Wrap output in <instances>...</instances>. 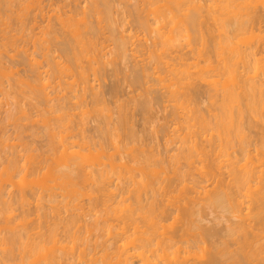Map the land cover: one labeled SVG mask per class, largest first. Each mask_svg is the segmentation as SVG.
I'll use <instances>...</instances> for the list:
<instances>
[{
  "label": "rangeland",
  "instance_id": "374dc122",
  "mask_svg": "<svg viewBox=\"0 0 264 264\" xmlns=\"http://www.w3.org/2000/svg\"><path fill=\"white\" fill-rule=\"evenodd\" d=\"M3 1V0H2ZM2 1L0 0V5H1V10H0V22H1V17L4 15L5 16V14H6V16L4 17V18H6L5 20H4V18H3V20L4 21H6V23L2 20V23H0V33H2L1 35H0V67H2V69H0L1 70V72H0V84H1V88H0V143L1 144H3L2 142H4L5 141V143L3 144V145H0V173L2 174L3 172V175L6 173V171L8 170V169H6L7 167H10V165H11V163H10V161H12L11 160V158L12 157H16L15 155H16V153L18 152V154H17V157L19 158V160H20V162H21V160H22V162L23 161H25L28 157H26V156H30L32 159H31V161L32 162H30V160H26L25 162H21V163H17L18 164V170H17V172H18V176H15L16 178H14L15 180H13V181H16V179H17V181L15 182V183H24V184H22L21 183V185H20V187H19V185L18 184H16V185H18V187L22 190H20L17 186H14V182L12 183V182H9L8 181V179L7 180H5V179H3L4 180V182H2L1 180H0V182H2V183H4L5 184V182H6V186L9 188V189H6V187H4V186H2V184H0V188L1 187H4V189H2V191L3 190H5L6 189V193L4 192V195H2V191H1V193H0V195H2V196H0V197H2L3 199H5V200H3L2 198H0V256H1V254L3 253L4 255L8 252H6L5 251V253L4 252H2V250L4 251V249H9L10 251H12V252H10L11 254H12V256L14 257V253L16 254V258H14V261H13V259H10L9 258V256H10V254H8V255H6L5 257L7 258H9L11 261H10V263L11 264H19L20 262H21V260L23 259L21 256L23 255H25L26 256V254L28 255V256H26V258L24 259V261L26 262H24V261H22V262H24L25 264H32V262H34V261H36L35 263H33V264H46L47 262L46 261H48L47 259L45 260L44 258H43V256L45 257H48L49 256V258L51 257V256H53V255H55L54 253H56V255H58V254H61V252H62V250H65V251H63V253H67L66 255L67 256H74L75 254H78L79 253V250L80 249H82V248H80V249H76V251H75V248H76V246H77V248H79V247H82V246H80V245H77V244H75L74 242H71V239H69V237H68V239L66 238V239H64L63 241H64V244H63V242L61 241V243H60V241L58 242V240H57V245H58V243H59V249H55L54 247H53V245H56V244H54V239H52V242L51 241H48V240H51L50 238H52L51 237V232L50 231H52V227H53V225L51 226V224H53V222H56V221H60V216L63 214V215H65V217H67L68 218V216H70L69 218H71L72 216H74L73 215V210L72 211H70L69 212V210L67 209V207L69 208V206H67L66 204H68L69 205V203H74V201H76L78 204H73V207H70V208H76L75 207V205H77L80 209L79 210H77L78 209V207H77V209H75L74 210V214L76 213H78V215H76L75 214V216L74 217H78V216H80V218H82L83 220H81V221H83V222H85V223H92L93 222V220L94 219H96V216L98 217V221L100 220V218L101 217H99V212L101 213L100 214V216L102 215V220H100L101 222H104L103 220H104V217L105 216H107L106 214H107V212H106V206L105 205H103V204H105L104 202H103V199H106V198H108V197H106L105 198V193L103 194V192H101L100 191V193H102L103 195H105V196H102L101 194L99 195V192L97 193V191H95V194H93V198H91L90 196H86V197H79L78 199H77V196L75 195H73V194H71V192L72 191H70V189L71 188H69L68 190L67 189H64V188H66V186H68V184H65L66 182L68 183V180L65 182V181H63V180H61V179H57L56 177H51V176H54L52 173H49L52 169L54 170V169H56V168H61L60 167V165H62L63 166V164H64V162H65V158H70V157H63L64 158V162H61L60 163V165L56 162V161H58V158H59V156H60V152H62V150L64 149H62L60 146H62L61 145V143L59 144V138L58 137H56V136H59L60 138H61V134H62V132L61 131H59V130H57L58 128H57V126H55V128H56V130H55V128H54V125H57V123H58V120L56 121L55 120V118H56V116H58V117H60L58 114H62V115H64V113H57L56 114V116H55V108H57L58 109V111L59 110H61L62 109V111H63V107L65 106L66 108H67V110H68V112L69 113H67V114H69L68 116L69 117H71V121H72V123H73V121H75L74 123L75 124H72V125H74L73 126V128L71 129V131H72V133L73 134H70V133H66V135L65 134H63V135H65V143H66V140H68V143L70 142L69 140H70V136L72 135V137L71 138H73V135H74V138H75V136L77 137V136H79V134L81 133L82 134V130H80V131H82V132H80V133H78V131H79V129H77V130H75L76 128H77V124L78 123H80V125H81V123H86L85 125H81V127H80V125H79V128L81 129H83V130H85V136H87L88 135V137H91V134H92V132L91 131H93V129H94V127H95V125H97V122H98V125L100 124V126H98V127H101L102 129L104 128V130H105V132H107V130L108 129H106L107 127L109 128L111 125H113L114 123V125L115 126H113V127H110V128H116V126H117V123L120 121V123H122V121H124L125 122V116L127 115V114H129V118H127V116H126V118H127V120L129 119V121H128V123H126V124H124V126L127 128L126 130H125V128H123L121 125L122 124H120V126L122 127H120L121 128V131H119V132H117L116 133V131H114L115 133H112V137L114 138L115 136L114 135H117L116 137L117 138H114V140H115V143L117 142V140H118V143H119V145L118 146H120V147H123L124 145H126V144H124V145H121V144H123V143H125L126 141V143H127V147L131 144H135V146L134 145H132V152H130V146H129V148L127 149L125 146V148L123 149H121L120 151V156L122 155L121 153H124V152H126L125 153V155L123 154V156H122V158H124V161H128L129 163H130V166L131 165H133V166H137V168L135 169V170H131L132 172H131V174H130V172L128 173V176H130V175H132V176H130V178H129V182L127 181V183H128V185H129V183H130V187H128V185H127V183L125 182V184H124V182L122 181L123 179H118V177H117V175H112V179L114 180L113 181V185H114V189H113V187H112V189L113 190H115V193L117 192V191H119V193L118 194H116L114 197H113V200H111V202H110V204L111 203H115V204H117V205H120L119 203H121V206H120V208L122 209L123 207H125L124 205H129V202L130 201H133L134 202V200L135 199H133L132 197H134L135 198V196H131L132 195V192H125L126 191V186H127V188H129V189H131V188H134L133 186L135 185V186H137L138 187V185H140L139 183H135V181L137 182L138 180H139V182L142 180V178H146L147 177V175H145V174H148V176H150L149 175V173H145L144 172V170L147 168V165H149L150 166V168H154V167H156V169L155 170H158V168L157 167H159L158 165H153V164H156L155 162L156 161H158L157 159H161L162 160V164L158 161L157 163H160V167H161V165H163V164H165L166 162H167V164H166V166H164L163 165V168L161 167V169H163V171L165 172V173H162L163 171H161V170H158V171H160L159 173H160V178L162 179H160V181H162V182H157V180H158V176H157V179H156V184L158 185H156V186H154L155 188H157L158 189V187H159V189L157 190V191H155L156 193H157V195L155 194V197H153V198H155L156 200H157V203L158 204H160L161 203V205L162 204H166L165 206L164 205H162V206H164V207H166V208H168V210H169V207H170V209H172L173 208V213L171 214L169 211H171V210H169L168 212L170 213L169 215H170V217H167L166 219L168 220H165L164 221V218L162 219L161 217H157L158 218V220L160 221V223L161 224H159V226L157 227V226H155V228H154V226H153V228L152 229H149V225H153V224H157V223H159V221H157V218L155 219V217H153L152 219H150V218H148L149 220H148V222H147V220L145 221V219H144V224L146 225H144L143 224V222L141 221V223L139 222V220H141V217H140V219L137 217V218H135L134 220L136 221V222H131L130 221V223H133V225L131 224L130 225V223H128L129 221H127V223H126V221H124V223H123V221L121 222L120 220H121V218H119V217H121L122 215L124 216L123 218L125 219L126 217L125 216H127V214H128V212L127 211H125V209L123 208L122 209V211L123 212H125V215H124V213H122V211L120 212V211H116L117 213H111L112 211H110V214L111 215H109V219L108 220H110L109 221V223L111 222V220H114V221H112L111 222V224H110V226L111 225H116V226H111L112 228L114 227L115 229H119V230H117V231H119V233L118 232H116L115 231V229L113 228H111L110 226H108L107 225V227H110L111 229H112V231L113 232H111V231H109V229L107 230L108 231V234H107V231L105 232L107 235H104L105 233H104V231H101V233H100V231H96V233H98L96 236L97 237H95L94 236V238H93V240H98L99 241V243H100V241H101V244H104V243H108L109 242V244H113L110 248H108V252L110 253L108 256H110L109 258L110 259H113V258H116V260L118 259L117 257H115V256H117V254L119 253V251H121L120 249H124V248H126V249H129V250H132V248H135L134 246H136V244H134V240L133 239H135V238H137V237H139V232H143L144 231V229H145V231H147L148 229L149 230H157V228H159V231L158 232H160L161 234H164V231H163V229L164 230H168L169 231V234H168V231H167V233H165L166 235L168 234V235H171L170 234V231H175L174 233L176 234L177 232V236H178V238H179V234H184V233H186V235L184 234L183 236H184V238L183 239H185V237H189L188 239H192L191 240V242L190 243H192V244H198L197 246L198 247H196V249H195V251H197L198 249H199V251H198V253H197V255L198 256H200V254H201V256H203L204 254L203 253H207L206 252V250H205V252L203 251V248L205 249V246H206V248H208L209 249V246L212 248V245L213 244H215V243H218L220 240L219 239H221L222 240V238L221 237H223L222 235V233L224 232H226L227 233V229H229V227L231 226V225H233L234 223H232V222H237L238 221V219H239V216H238V219L237 218H235L237 215L236 214H238V213H234V210H232L233 208H232V206H231V204L228 202V203H226V202H224L225 203V205H224V207L223 206H220V208H219V206L218 205H213L210 201H211V199L209 198L211 195H210V193H209V191H207V190H209V189H211L212 188V184H209L208 182V184L211 186H209L207 183V185L206 184H204V183H202V184H200V177L198 178L199 179V181H197V182H199V183H197V187H194V189H195V191H194V189L193 188H190L191 186L193 187L194 185H195V183H194V181H193V184H192V182H191V180H189V179H192V180H195L196 181V179L195 178H193V177H191V178H189V176L187 177V176H185V174H184V179H183V181H181L180 180V182H182L183 184L184 183H188V180H189V182L191 183H188L189 184V187L187 186V191L188 190H193V192H191V191H188L187 193H186V188H185V192H183V188H181L183 185H181V183L180 182H178L179 180L178 179H176V180H174L173 179V181H171L172 179H170V178H176L177 176L175 175V173H174V171L173 170H176V169H178L179 168V166H180V169L182 170V171H184V170H186V166H188L187 164L188 163H186V162H184L185 160H180L179 161V163H176V162H178L177 161V159H176V161H174L175 160V158H176V155H175V153L177 154V155H179V152H180V149L182 150L183 148H181L180 146H182L183 147V143L182 142H184V145H185V143H186V145H187V143H189L190 141V139L191 140H193L194 142L196 141V139H197V134L196 135H194L193 134V132L195 133V131L197 132V130L198 129H200L197 125H198V123L196 124V125H193V124H195L196 122H195V120L194 121H192V120H190V121H187V120H189V118H190V116H193L194 114L196 115V114H202V115H204L205 117H208V119L211 117V119H213L212 118V116L214 117L215 116V114H217V116H219L218 115V113L220 114V115H224V114H221V106L219 105L218 107H219V109H218V107L216 106V105H218V102H221V104H222V98H223V95L224 94H222L223 93V83H224V79L225 78H223V76H220V77H217L216 79L219 81V78H220V81L218 82V83H216L215 85L213 84V83H209L208 84V81L206 82L205 81V85H204V81L203 80H201L200 81V79H197L198 78V74L195 72V68L194 69H190V71H188V72H190L191 74H189L188 73V76H186L185 78H187L188 79V82H189V78H190V84H187L188 82H186V84H184V85H182V88H183V90H184V88L186 89V90H182L183 92H184V94H182V91L180 92V94H182V95H180V100H181V102H185V100H186V103L181 107V105H177V102L175 101V99H173V97L171 96V93H170V84H169V87H166V84L168 83V82H171V81H169V79H168V81L167 82H165V81H161L160 80V78H159V80H160V82H156L157 80V78L158 77H163V72H165L166 71V75H167V78H168V76L170 75V73L172 74V72H171V69L170 68H168V69H166L165 68V66L166 65H164V67L163 66H161V65H163V63H162V61H166L167 59V61H169V63L171 64V62H173L174 63V66H176V64L179 66V67H181V65H179L180 64V62H179V60H181V63H185L186 65H185V68L187 69V66H190V68H191V66L193 67V65H194V63H190V62H197V60L199 61V62H201L200 63V65L201 66H203L202 64H203V60L204 59H201V57H202V55L200 56V52H203V50L204 49H206V52H207V47H208V45L210 44V42H211V48L213 49V52H212V54L213 55H215V57L214 56H212V54H210L211 52H209V50L210 49H208V52L209 53H207L208 54V56H210V59H212L213 58V60L215 59L216 60V58H217V61H216V63H215V65L218 63V60L220 59V56L221 57H224L225 56V54L223 55V51H221L220 50V52H222L221 54L218 52V50H219V48H218V45H216V42H218L219 41V39H218V37H215V36H219V38L221 39V37H220V32H219V30L218 29H215V28H217L216 26H215V30L214 31H212V29H211V27L209 28V26H211L215 21L214 20H211L210 19V17H209V14H208V10H209V8H208V10H207V6L209 5V3H211L210 1H209V3H208V0H206V2H200V4L202 3L204 6H206L205 4L207 3V6H206V8L203 6V7H201V10H200V13H201V11H202V15L201 14H199V16L201 15L202 16V21H200L201 19L200 18H198V21H199V24H200V22L202 23L203 21V23H205V24H202V25H206V23H207V26L205 27V28H207V29H205V28H203V29H205V31H203V32H206L205 34L207 35L206 36V39L203 37V38H200V39H203V41H205V42H203L202 41V43H206V42H208L207 44H206V46H205V44H198V39H197V41H195L196 42V45H197V47H198V51H197V49H196V47L194 48V46H196L194 43H192L193 45L192 46H190V43L188 42L189 40H186V39H188V38H186L185 39V36L183 35V38H182V33L180 34L181 36H179V34L177 33V35H178V38L179 39H181V40H177L176 39V37H175V39H176V41L177 42H175V43H178V41H179V44L178 45H180L179 47H178V45H177V47L179 48L178 49V51H177V57H178V55L180 54V59H178L177 57H176V53H174L173 54V51L171 52V55H172V57H171V55H170V59L167 57V55L168 54H170V52H168V54L166 53V55H165V53L164 54H162V57H161V60H160V62H156V61H154V57H156L157 58V56H155V53L157 52L156 50H158L159 49V47L158 46H160V48L162 47V45L164 44V40H165V37L163 38L162 37V39H164V40H161V39H158L157 38V34H155V32H149V29H147V32L148 33H146V30L144 29L145 28V26L143 27L141 24H142V22L144 23V22H147V21H149V22H147V24L148 23H150V25H154V26H150V28L152 29V31L154 30V29H156L158 26V22L156 23V21L157 20H154V19H156V17H155V15H154V13L152 14V12L149 14V13H147V11L149 12V10H148V8H149V4L148 5H146L147 3H144L143 4V2H139L138 0H124V2H123V0H114V1H112L113 3H111L112 4V8H111V14H110V17H108L109 18V20H108V18H107V21H110V22H107V23H104L105 22V20H103V18H105V17H101V21H99V18L97 17V16H95V17H90V18H92L91 19V21L93 22V21H95V22H93V24H95V25H97L96 27H99V29H96V32H97V30H99V34H98V36H96V38L95 39H98V43H99V46H100V48L103 50H99V52H100V56L101 57H104V59H103V62H102V58H101V67H102V70L100 69L101 67L99 66L100 64H98L97 65V63H95L94 62V59L92 60V59H90V56L89 57H87V59H89V61L90 60H92L93 62H94V64L96 65V66H99L100 68H98V69H100V71H99V73L97 72V67L96 66H94V64H93V62L91 63V64H93V66L96 68V70H95V68H94V70H93V72H96V74L93 76V72L92 71H90V68L89 67H92V65L91 64H89V66H88V68H89V71H90V73H89V80H90V83H89V86H90V84H91V82H92V85L91 86H93L92 87V92H95V90H93L94 88H96V90L98 91V90H100V92H98V94H101L102 93V95H103V97H102V95L101 96H98V98L99 99H97L96 100V103H93V101H91V100H93L92 98H91V96L93 97V93H92V95H91V88H87V89H82V90H88L86 93L85 92H82L83 94H84V97L85 96H88L86 99L88 100V101H85L86 99H84V102L85 103H83V105H82V102L83 101H81V88L83 87V85L85 86V84L81 81V83L80 84H78L79 83V79H80V77L78 78V76H79V73H78V75H77V73H73V75H74V77H75V79H76V77L78 78L76 81H77V91H78V93H76V91H74L73 89L75 88L74 87V85L73 84H76V82H75V80H74V78H73V75H71V72H70V74H69V72L67 73V76L69 77V75L71 76V78L69 77H67L66 76V78H65V76H64V78H60V77H63V74L64 73H62V76L58 73V72H56V73H58V75L55 73V71H54V73H55V76H53V74H51V72H53V71H49L51 68H50V66L49 65H51L50 64V60L52 61V59H53V55H54V59H53V61L55 60V63L58 61L59 62V59H60V62L61 61H63V63H67V61H65L66 60V56H64L63 54V52H61L60 50H57V48H58V44H56V49H55V46H54V44H55V42H54V44H53V41L51 40V42H52V44H50L49 46L51 47H49L48 46V48H50L51 50H50V52H49V57H47L48 59H46V57L45 56H47V54L45 53V51H44V48L46 47H43L42 46V48L40 47V45H41V43H39L38 44V41L39 40H41L40 42H42L43 43V41H42V39H44V41L45 40H48L47 38H50V37H47L46 39L45 38H43L44 37V34H45V30L47 29L46 27L48 26V31H49V29H50V26H52L51 27V29L50 30H52V28L54 27V30H55V27H56V32H58L61 28H62V22L64 21V22H66V19H63V18H68V16L72 13V15L74 14V17H75V21H74V23H76L77 21H76V17H77V20L78 19H80L81 17H82V15H81V17H80V14L82 13V11H84V7H88V6H90L89 4H88V2H90L91 0H38V4L36 3V6H35V2H37V1H35L34 2V4L33 3H31L30 5L32 6V7H30V9H29V7H28V10H29V12H27L28 10L26 9V12H24L25 11V8H27V7H25V6H23V7H25L24 8V11L22 12V10L21 11H19L20 9H22L23 7H21L20 6V4H21V1H20V3H18V2H14L13 3V5L11 6V8L12 9H10V7H9V9L11 10V12H16V13H10V15L8 16V14H9V10L7 11V10H5L7 7V5H9V3L11 4L12 2L11 1H9V3L7 2V4H5V2H4V4L2 5L1 3H2ZM17 1V0H16ZM24 1V0H23ZM22 1V2H23ZM26 1V0H25ZM118 1H120V2H118ZM128 2V1H130V2H128V7H131L130 9L129 8H127V4H125V2ZM200 1H204V0H200ZM33 2V1H32ZM116 2V3H115ZM139 2V3H138ZM24 3V2H23ZM22 3V4H23ZM26 3V2H25ZM30 3V0H28L27 1V3L26 4H29ZM124 3V4H123ZM14 4H15V6H14ZM113 4H115V5H113ZM137 4H139V5H137ZM143 6H141V5ZM199 4V3H198ZM6 5V6H5ZM19 6V7H17V9L18 10H15L16 9V6ZM24 5V4H23ZM38 5L40 6V8L38 7ZM125 5V6H124ZM130 5V6H129ZM161 5H163V4H161ZM211 5V4H210ZM4 8H3V7ZM29 6V5H28ZM138 8H137V7ZM139 6H140V8H139ZM145 6V7H144ZM148 6V7H147ZM6 7V8H5ZM14 7H15V9H14ZM193 7V6H192ZM125 8H127V10L125 9ZM134 8H135V10H134ZM143 8V9H142ZM145 8V9H144ZM184 8V9H183ZM183 10H179V11H175V13H177V16L174 18V19H178L177 21H168V19L166 20V22L167 23H165L166 24V26L167 25H169V26H171L172 28H173V25L176 23V25L177 24H179L178 26H177V30H178V28H179V30L178 31H180L181 30V28H182V26H180V25H183V23H182V19L180 18V17H182L183 19L185 18L184 16H186L187 14H189V12H191V13H193V9H188L189 7H186V6H183ZM15 10V11H14ZM86 10H88V9H86ZM132 10V14L129 12V11H131ZM144 11L143 13H141L140 11ZM147 10V11H146ZM186 10H188V13H187V11ZM192 10V11H191ZM205 10H207V12H205V16L206 17H203L204 16V11ZM2 11V12H1ZM6 11V12H5ZM17 11H18V14H20V16L22 17H20L19 15H17ZM138 11V12H137ZM182 11H183V13H182ZM184 11H186V12H184ZM21 12H22V14H21ZM81 12V13H80ZM136 12V13H135ZM146 12V13H145ZM3 13V14H2ZM5 13V14H4ZM24 13H25V15H27L26 17H25V15H24ZM77 13V14H76ZM138 13V14H137ZM141 13V14H140ZM190 13V14H191ZM207 13V14H206ZM1 14H2V16H1ZM11 14H13L14 15V17L11 15ZM59 14V15H58ZM60 14H62V16H64L65 14L66 15H68V16H66V17H63L62 18V16L60 15ZM78 14H79V16H78ZM83 14V13H82ZM145 14V15H144ZM179 14V15H178ZM183 14V15H182ZM61 16V18L63 19V21L61 22V18L60 17H58V16ZM72 15H70V19H72L71 17H72ZM134 15V16H133ZM154 15V16H153ZM173 15V14H172ZM171 14H170V16L169 17H167V18H169V20H171L170 19V17L172 16ZM153 18L154 17V19H152L151 17ZM14 18V21L12 20L13 18ZM27 17H28V19H27ZM73 17V18H74ZM80 17V18H79ZM97 17V18H96ZM113 17V18H112ZM135 17V18H134ZM136 17H137V19H136ZM139 17V18H138ZM140 17H142L141 19H140ZM146 17H147V19H146ZM150 17V18H149ZM179 17V18H178ZM21 19V21H20V19ZM58 18L60 19V21L58 20ZM89 18V17H88ZM89 18V19H90ZM94 18V19H93ZM206 18H208V19H206ZM7 19H9L8 21H7ZM10 19L12 20V21H10ZM19 19V20H18ZM25 19H26V21H25ZM69 19V18H68ZM111 19V20H110ZM140 19V20H139ZM81 20V19H80ZM98 20V21H97ZM137 20V21H136ZM153 20L155 21V23L153 22ZM211 20V21H210ZM23 21H24V23H23ZM69 21V20H68ZM67 21V22H68ZM136 21V22H135ZM178 21H181V22H179L178 23ZM210 21V25L208 24V22ZM213 21V22H212ZM13 22V23H12ZM60 22H61V25H60ZM67 22L65 23V27L63 26V28H67V31H69L70 33H71V31H70V28H69V26H68V24H67ZM79 22V21H78ZM103 24H102V23ZM168 22H170L171 24L172 23H174L173 25H170V23H168ZM21 23H23V24H21ZM97 23V24H96ZM163 22H161V24H163V25H165ZM181 23V24H180ZM3 24H6V25H3ZM19 24V25H18ZM56 24V26H54ZM67 24V25H66ZM105 24V26H103ZM137 24V25H136ZM161 24H159V27H160V25ZM217 24V23H216ZM18 25V26H17ZM22 25V26H21ZM61 27V28H59V26ZM107 25H109L110 27H109V29H107L108 27H107ZM139 25H140V28H139ZM214 25H215V23H214ZM2 26V27H1ZM7 27V29H6V27ZM12 26V27H11ZM15 26V27H14ZM24 26H26L25 27V29L24 30H26V28H27V31H24V30H22L21 28L22 27H24ZM66 26H68V27H66ZM101 26V27H100ZM111 26L114 28V29H116V30H114V32H113V29L111 28ZM138 26V27H137ZM142 26V27H141ZM203 26V27H204ZM13 27H14V29H13ZM106 27V28H105ZM174 27H175V25H174ZM202 27V26H201ZM201 27H198V28H201ZM5 30H4V29ZM21 29L22 31H23V33H25L24 34V36L22 37V38H24V39H21V36L20 35H23V34H21L22 33V31L21 30H19V29ZM104 28V29H103ZM168 28V30H169V28L170 27H167ZM167 28L165 29V30H167ZM12 29H13V31H12ZM59 29V30H58ZM208 29H210L211 30V32H213V34L214 35H211V33L210 34H208V32L209 31H206V30H208ZM262 31H261V30ZM260 29H258L257 27H256V29L254 28V32L255 33H253V31H252V29H250V30H248L249 32V34H247V38L249 39L250 38V35H251V37L253 38L254 37V39H252V38H250V40L251 41H249L248 42V40H247V42H245L246 44H247V46L248 45H250L251 44V46H250V48L252 47V45L254 44V46L257 44V42H259V46L258 45H256V47H254L253 46V48H252V50H253V52H254V56L252 55V57H251V59H256V58H259L258 60L260 61L261 60V62H260V64L261 63H264V62H262V61H264V53H263V51H264V42H262V41H264L263 39H264V35H263V33H264V27H262V28H260ZM16 30H18V31H16ZM29 30H31V31H29ZM65 30V29H64ZM145 30V31H144ZM170 30H171V28H170ZM175 30V29H174ZM184 30V29H183ZM183 30H182V32H183ZM202 30V29H201ZM218 30V31H217ZM256 30H257V32H256ZM6 31V32H5ZM19 31H21V32H19ZM47 31V32H48ZM60 31H62V29L60 30ZM59 31V32H60ZM105 31V32H104ZM118 31V32H117ZM143 31V32H142ZM151 31V30H150ZM155 31V30H154ZM173 31V30H172ZM216 31V32H215ZM4 32V33H3ZM8 32V33H7ZM29 32V33H28ZM46 32V33H47ZM58 32V34H59V37L61 36V34ZM63 32V31H62ZM64 32H66V31H64ZM104 32V33H103ZM175 32V31H174ZM173 32V33H174ZM215 32V33H214ZM251 32V33H250ZM16 33V34H15ZM49 33V32H48ZM48 33L47 34H45V36L46 35H48ZM98 33V32H97ZM97 33H96V35H97ZM117 33H120V35L119 34H117ZM151 33V34H150ZM167 33H168V31H167ZM167 33H166V35H167ZM176 33V32H175ZM184 33V32H183ZM259 33V34H258ZM69 33L67 32V35L65 36V37H63L62 38V36H61V39L60 40H66L65 38L68 36L70 39H72L71 37L72 36H69L68 35ZM102 34V35H101ZM112 35V37H111V35ZM121 34H123V35H121ZM125 34V35H124ZM154 34V35H153ZM219 34V35H218ZM253 34H255V35H253ZM5 36V38L7 39V37L9 36H12V37H8V40H11L12 41V38L14 39V43H15V45H14V43L12 44V42L11 41H9V42H4V41H7L3 36ZM27 35V36H26ZM29 35H31V36H34V38H32V39H30V41H29V38L28 39H26ZM62 35H64V34H62ZM92 35V34H91ZM101 35V36H100ZM117 35V36H116ZM131 35H133V36H131ZM150 35H151V37H150ZM156 35V36H155ZM176 35V34H175ZM174 35V36H175ZM176 35V36H177ZM19 36H20V38H19ZM49 36V35H48ZM88 36H90V35H88ZM116 36V37H118V38H114V37ZM124 36V37H123ZM126 36L128 37V39L126 38ZM131 36V37H130ZM257 36H258V38H257ZM3 37V38H2ZM67 37V38H68ZM91 37H95L94 35L93 36H91ZM98 37V38H97ZM101 37V38H100ZM105 37V38H104ZM119 37L120 38H122V39H119ZM159 37V36H158ZM209 37V38H208ZM241 37V36H240ZM263 37V38H262ZM17 38H19V39H17ZM37 38V39H36ZM40 38V39H39ZM42 38V39H41ZM51 38H52V36H51ZM50 38V39H51ZM68 38V40H70ZM100 38V39H99ZM155 38V39H154ZM218 40H217V39ZM241 38H243V37H241ZM247 38H245V39H243V41H246V39ZM5 39V40H4ZM53 39V38H52ZM102 39V40H101ZM113 39H114V41H113ZM125 39V41L126 42H131V44H127V47H128V49H129V52L127 53V55H126V57H120V58H118L119 59V61H118V59H116V60H114V57L113 56H115V58H116V52H118V50H116V49H114V47H115V45H116V48L118 47V45L115 43L116 41H117V43L119 42V41H122V40H124ZM129 39H131V40H129ZM154 39V40H153ZM158 40V44H159V40L160 41H162V42H160V44L159 45H155L154 43L156 42L157 43V40ZM259 39H261V40H258ZM18 40V41H17ZM24 40V41H23ZM27 40V41H26ZM54 40V39H53ZM139 40H140V42H139ZM142 40V41H141ZM153 40V41H152ZM156 40V41H155ZM184 40V41H183ZM186 40V41H185ZM196 40V39H195ZM236 40L237 39H235L234 41L236 42ZM255 40H256V42H255ZM26 41V43H24ZM48 41H50V40H48ZM57 41V40H56ZM133 41V42H132ZM46 42V41H45ZM50 42V43H51ZM102 42H103V44H102ZM135 42V43H134ZM147 42H148V44H147ZM182 42V43H181ZM183 42H184V44H186V42L189 44V46H188V44H186V46L185 45H183ZM192 42H194V41H192ZM201 42V41H200ZM6 43H9V47H11V48H9V47H7L8 45H6ZM46 43H49V42H46ZM57 43V42H56ZM138 43L140 44V46H138L137 47V45H138ZM154 45H153V44ZM161 43H162V45H161ZM1 44H2V46H1ZM4 44V45H3ZM120 44V43H119ZM129 45H130V47H129ZM152 45V46H151ZM176 45V44H175ZM210 45H209V47L208 48H210ZM18 46H19V48H18ZM136 46V47H135ZM143 46H146V48L145 47H143ZM147 46H148V48H147ZM154 46H156V47H154ZM201 46H203V47H201ZM257 46H258V49H257ZM261 46H262V48H261ZM12 47H13V49H12ZM21 47H23V54L21 53L22 52V50H19V49H21ZM141 47H142V49H141ZM150 47H151V50H150ZM188 47V48H187ZM191 47V48H190ZM194 48V50H193V48ZM201 48V50L202 51H200L199 52V49ZM260 47V48H259ZM4 48V49H3ZM9 48V49H8ZM17 48H18V50H17ZM134 48V49H133ZM138 50H137V49ZM152 48H154L153 50H152ZM156 48V49H155ZM6 49V50H5ZM15 49V50H14ZM24 49H26V51L24 50ZM54 49H55V51H54ZM60 49V48H59ZM187 49V53H186V55H182L181 56V53H183L182 52V50L184 51V53H185V50ZM191 51H190V50ZM254 49H255V51H254ZM48 50L49 49H47V51L46 52H48ZM114 50L116 51L115 53H114ZM156 52H155V51ZM259 50V51H258ZM131 51V52H130ZM139 51V52H138ZM28 52V53H27ZM78 52H79V50H78ZM81 52V51H80ZM101 52H102V54H101ZM145 52H147V54H149L148 55V57H147V65H146V57H145V55H146V53ZM192 52H193V54L194 55H198L197 56V58H196V56L194 57V55H191L192 54ZM205 52V53H206ZM214 52H215V54H214ZM44 53H45V55H44ZM94 53L95 52H93V54H92V51H91V58L94 56ZM113 53H114V55H113ZM159 52H157V54H158ZM205 53L203 52V54H204V56L205 57H208V56H206L205 55ZM216 53H218V55L216 54ZM255 53H256V55H255ZM257 53H258V55H257ZM25 54H26V56H25ZM62 55V56H59V55ZM132 54V56H130ZM134 54V55H133ZM142 54V55H141ZM210 54V55H209ZM220 54V55H219ZM261 54L263 55L261 58H260V56H261ZM27 55H29V57L30 58H28L27 57ZM51 55V56H50ZM128 55H129V57H128ZM154 56V57H152L153 58V60L151 61V56ZM164 55V56H163ZM189 55V57H187ZM56 56V57H55ZM58 56V57H57ZM135 56H136V58H135ZM147 56V55H146ZM169 56V55H168ZM190 56H192V57H190ZM216 56H218V57H216ZM33 57V58H32ZM113 57V58H112ZM174 57V58H173ZM25 58V59H24ZM57 58V59H56ZM59 58V59H58ZM62 58V59H61ZM65 58V59H64ZM126 58H127V60H126ZM158 58H159V55H158ZM163 58H164V60H163ZM171 58H173V59H171ZM194 58H195V60H194ZM28 59V60H27ZM29 59H31V62H32V64L31 63H29L30 62V60ZM37 60L38 62H39V64H37V62L35 63V64H37V68H38V72H36L35 73V75H34V72H35V70H36V65L34 64L33 65V63L35 62L34 60ZM87 59L86 58H83V60H86L87 61ZM111 59H112V61H111ZM141 59H145V61H141ZM166 59V60H165ZM187 59V61H185ZM189 59V60H188ZM263 59V60H262ZM83 60H81L82 61V66H83V64H84V66L86 67V69H87V62L85 63V61L83 62ZM123 60L126 62H123ZM159 59H157V61H158ZM175 62H174V61ZM183 60H184V62H183ZM191 60V61H190ZM212 60V61H213ZM214 60V61H215ZM258 60H256V62L258 61ZM49 61V62H48ZM106 61L108 62V64L106 65ZM138 61V62H137ZM141 61V62H140ZM150 61H151V69H153V70H151L150 72H149V70H150ZM203 61V62H202ZM213 61V62H214ZM254 62H255V60H253ZM3 62V63H2ZM91 62V61H90ZM97 62H99V61H97ZM116 64H115V63ZM154 62H156V64H154ZM255 62V63H256ZM62 63V62H61ZM100 63V62H99ZM112 63V64H111ZM118 63V64H117ZM135 63H136V65H135ZM144 63V64H143ZM157 63H158V65H159V67L156 69L155 68V66L157 65ZM160 63V64H159ZM162 63V64H161ZM190 63V64H189ZM59 64V63H58ZM110 64V65H109ZM188 64V65H187ZM196 64L197 63H195V66L194 67H196ZM219 64V63H218ZM253 65H254V67H255V65L256 64H259V62L258 63H256V64H254V63H252ZM52 65H53V63H52ZM51 65V66H52ZM61 65V64H60ZM63 65V64H62ZM64 65H66V64H64ZM91 65V66H90ZM144 65V67H142ZM172 65V64H171ZM198 65V64H197ZM242 65V63L240 62V66ZM253 65H252V68L253 69H251L250 71H251V75H253L254 76V74H256L257 75V73H258V75H257V77L259 76V78H261L262 77V79H260V81L261 80H264V76H263V74H264V72H263V69L261 70L262 72H263V74H262V72H260V70L258 71V69H257V73H256V69L254 70V67H253ZM5 66V67H4ZM55 66H57V63L55 64ZM55 66H54V68H55ZM106 66H108L107 67V70H106ZM114 66V67H113ZM133 66H134V68H133ZM139 66H140V69L141 70H137V69H139ZM153 66V67H152ZM260 66V65H259ZM149 67V68H148ZM167 67V66H166ZM177 67V66H176ZM257 67V66H256ZM58 68V67H57ZM115 68H118L117 69V71H116V69ZM146 68V69H145ZM156 69V71H155V69ZM183 68H184V65H183ZM197 68V67H196ZM4 69H5V71H4ZM92 69H93V67H92ZM103 69H104V72H103ZM161 69H162V71H161ZM52 70V69H51ZM58 70V69H57ZM145 70V71H144ZM146 70H148V72H146ZM169 70V71H168ZM188 70H189V68H188ZM197 70H198V68H197ZM37 71V70H36ZM75 71V70H74ZM74 71H72V72H74ZM88 71V72H89ZM114 71V72H113ZM137 71L139 72V74L137 73ZM144 73H149L150 75H146L147 76V79H146V76L145 77H143L144 76V74H143V72ZM158 71L160 72V73H162L161 75H159L158 76ZM168 71V72H167ZM240 71H241V69H240ZM254 71H255V73H254ZM77 72H78V70H77ZM100 72L102 73V75H104V77L103 78H101L102 77V75H101V77L99 76L100 75ZM108 72V73H107ZM117 72V73H116ZM192 72H194V74L192 73ZM253 72V73H252ZM38 73V74H37ZM169 75H168V74ZM40 74V75H39ZM69 74V75H68ZM119 74V75H118ZM133 74L135 75H138L137 77L138 78H136V76H135V78H136V80H135V78H134V76H133ZM165 74H164V76H165ZM192 74H193V76H192ZM195 74L197 75V76H195ZM211 74V73H210ZM37 75H39V77H36ZM51 75V76H50ZM64 75H66V74H64ZM76 75V76H75ZM106 75V76H105ZM118 75V76H117ZM141 75H142V77H141ZM256 75H255V78H256V80H258V78L256 77ZM41 76V77H40ZM57 76H58V79H57ZM172 77H173V74L171 75ZM170 76V77H171ZM190 76V77H189ZM55 77V78H54ZM152 77H153V79H154V81H153V83H152ZM222 77V78H221ZM39 78H41V81L39 80ZM45 78V79H44ZM60 78V79H59ZM143 78V80H144V82L143 81H141V79ZM192 78V79H191ZM200 78V77H199ZM22 79V80H21ZM69 79V80H68ZM71 79H72V81H71ZM140 79V80H139ZM151 80V82H150V80ZM194 79V80H193ZM196 79V80H195ZM222 79V80H221ZM21 80V81H20ZM59 80H61L60 81V83H61V85H60V83H59ZM74 80V81H73ZM116 80V81H115ZM137 80H138V84H140L139 86L136 84H134L133 83V81H135V83H137ZM192 80V81H191ZM224 80V81H223ZM22 81H23V83H22ZM68 81V83L66 84L65 82H67ZM118 81V82H117ZM145 81L146 82H148L147 84H145ZM174 81H175V79H174ZM174 81H172L173 83H175ZM223 81V82H222ZM259 81V80H258ZM30 82V85L32 84L31 82H33V85H34V82H36L35 84H36V86H37V84H38V88H39V84H40V87H41V84H44V85H42V87L41 88H43V89H41V88H39V92L40 93H44V90H46L45 92V95L47 96V97H50L51 96V99L52 100H49L48 101V99H46L45 100V98L43 97H41V94L38 92V94H40V97H38V95H37V90H36V87H35V85H34V87H33V85L31 86V87H33V88H31L30 86H29V83ZM43 82V83H42ZM75 82V83H74ZM143 83V85H142V83ZM176 82H177V80H176ZM191 82H193V83H191ZM220 82H222V83H220ZM47 83V84H46ZM51 83V84H50ZM69 83H71L73 86V89L71 88L70 90L69 89H67V88H69L70 87V85L68 86V84ZM115 83L117 84V85H115ZM156 83V84H155ZM157 83H159L158 85H157ZM161 83V84H160ZM162 83H163V85H162ZM197 83H198V85H197ZM165 84V85H164ZM192 84H193V86H194V88H193V86H192ZM202 84H203V86H202ZM46 85V86H45ZM57 85H58V87H57ZM79 85L81 86L80 87V89H79ZM147 85V87H146V91H144L145 90V86ZM191 85V86H190ZM201 85V86H200ZM216 85H218L217 87L218 88H216ZM88 86V87H89ZM113 86V87H112ZM144 86V87H143ZM164 86V87H163ZM167 86H168V84H167ZM206 86H207V90H206ZM56 87H57V89H56ZM61 87H62V89H61ZM114 87H116L115 89V91H114ZM118 87V88H117ZM142 87V88H141ZM162 87H163V89H162ZM190 89H189V88ZM192 87V88H191ZM202 87H204L205 88V91H204V88H202ZM214 87V88H213ZM37 88V89H38ZM159 88H160V90H159ZM167 88V89H166ZM182 88H180V90L182 89ZM211 88V91H210V93H209V91H208V89H210ZM220 88L222 89V91L220 90ZM29 89H30V91L31 92H29ZM35 89V91H33ZM56 89V90H55ZM90 89V90H89ZM154 89V90H153ZM155 89H158L157 91L155 90ZM169 89V90H168ZM193 89V90H192ZM212 89H213V92H212ZM41 90V91H40ZM42 90H43V92H42ZM61 90V91H60ZM68 90V91H67ZM71 90H73V91H71ZM79 90H80V93H79ZM113 92H112V91ZM149 90V91H148ZM153 90V91H152ZM168 90V91H167ZM196 91V93L195 92H193V91ZM200 90V91H199ZM217 90V91H216ZM221 92H220V91ZM47 91H48V95H47ZM56 91V92H55ZM67 91V92H66ZM101 91H103V92H101ZM112 92V94L113 95H111L110 94V92ZM150 91H151V93H152V96H151V93H150ZM156 91V92H155ZM160 91V92H159ZM165 91V92H164ZM215 91H216V93H215ZM29 92V93H28ZM32 92H34V94L32 93ZM61 92V93H60ZM63 92H64V95H63ZM72 92H74L73 93V95L75 94V97H76V95H80V100L79 99H77V98H75V97H73L72 95H71V93ZM89 92V93H88ZM118 92V93H117ZM156 93V95L158 94V98H159V95H160V98H161V96L163 95V97H162V101L163 102H159L158 103V101H160L161 99L159 98V100L157 101L156 99L157 98H155V93ZM164 92V93H163ZM170 93V95H169V93ZM202 92V93H201ZM219 92V101H218V98L217 99H215V97L214 96H218V93ZM66 93H69V94H66ZM144 93H146V96L144 95ZM193 93H195V95H198V94H200V96L201 97H199V95L197 96V97H199L198 98V100L196 101V98L197 97H195V95L193 96L192 94ZM205 93H206V95H205ZM32 94V95H31ZM148 94H149V96H148ZM164 94H165V96H164ZM169 95V96H167V95ZM211 94H213V96L211 95ZM33 95H36V96H34V98H32L31 96H33ZM70 95H71V97H73L74 99H71L70 98ZM104 95H105V97H104ZM190 95V96H189ZM205 95V97H203ZM220 95H222V97H220ZM61 96H63V97H61ZM89 96H90V98H89ZM142 96H144V97H142ZM183 96V97H182ZM185 96H186V98H185ZM188 96H189V98H188ZM207 96L209 97V98H207ZM148 97V98H147ZM152 97L154 98V100L153 101H151L152 100ZM195 97V98H194ZM213 97V98H212ZM62 98H63V100H62ZM83 98V97H82ZM101 98V99H100ZM104 98V99H103ZM193 98H194V100H193ZM201 98H203V100L201 99ZM36 99H37V101H36ZM41 99H43L44 101H42ZM54 99V100H53ZM56 99V100H55ZM69 99H71V100H69ZM141 99L142 100H144L145 101V103H143V101H141ZM167 99H169L168 101H167ZM170 99H173V100H171L172 102H170ZM200 99V100H199ZM210 99V100H209ZM215 99V100H214ZM220 99H221V101H220ZM39 100H41V101H39ZM62 100V101H61ZM73 100V101H72ZM75 100V101H74ZM77 100V101H76ZM99 100V102L97 103V101ZM101 100H103L102 102H101ZM188 100V101H187ZM192 100H193V104H192ZM207 100V101H206ZM52 102V103H50V106L51 105H53V103H54V111L51 109V111H52V113H50V112H47V111H50V109H48L47 108V106H48V102ZM108 101V102H107ZM136 101H138L139 102V104H140V106H139V104H138V102L136 103ZM201 101V104L199 103ZM207 102V104H206V102ZM217 101V103H215ZM35 102V103H34ZM47 103V105H46V103ZM56 102V103H55ZM63 106H61L59 103ZM70 102H71V104H70ZM76 102H78L79 104H77V106H76ZM124 102H126V103H124ZM157 102V103H156ZM174 102H175V104H174ZM188 102H189V104H188ZM195 102H198V105L196 106L194 103ZM210 102V103H209ZM33 103H34V105L37 103V105H35L36 107H33L34 105H33ZM43 105H42V104ZM73 103V104H72ZM86 103L88 104V105H86ZM106 103V104H105ZM146 103H148V104H146ZM211 103H212V106H214L213 108H212V106H210L211 105ZM38 104H40L41 106H38ZM98 104V105H97ZM102 104H104V106H102ZM119 104V105H118ZM121 104H122V107H123V109H122V107H121ZM142 104V105H141ZM145 104V106H147L148 105V107H146L144 110H143V108L145 107H143V105ZM152 104H154L153 106H152V108L151 107H149V106H151ZM174 104V105H173ZM197 104V103H196ZM204 104V105H203ZM75 106V108L77 109H75L74 107H71V106ZM79 105L81 106V107H79ZM137 105L139 106V107H137ZM171 105H173V106H171ZM187 105H189L190 106V108L192 107V108H194L192 111L191 110H189V107L187 106ZM208 105V106H207ZM45 106V107H44ZM59 106H60V109H59ZM83 106H86V107H83ZM89 108H88V107ZM106 106V107H105ZM108 106V107H107ZM177 107V108H175L176 110H177V112H176V110L174 109V107ZM180 106V107H179ZM202 106V107H201ZM204 106H205V109H204ZM210 106V107H209ZM49 107V106H48ZM62 107V108H61ZM79 107V108H78ZM93 107H94V109H93ZM101 107V109H98V108H100ZM120 107V108H119ZM127 107V108H126ZM140 107H142V108H140ZM185 107H187V108H185ZM197 107H199V109L197 108ZM208 107V108H207ZM215 107H217L216 108V110L214 109ZM43 108V109H42ZM45 108H47V110L45 109ZM52 108V107H51ZM71 110V111H73V112H71V111H69V109ZM84 108V109H83ZM95 108L97 109V110H95ZM107 108H109V109H107ZM129 108V109H128ZM45 109V112L43 113V110ZM57 109H56V112H57ZM88 109V110H87ZM105 111H104V110ZM112 109H114V111L112 110ZM117 109V110H116ZM127 110V113L125 112L126 110ZM173 109V110H172ZM183 109V110H182ZM186 109H187V111H186ZM208 109V110H207ZM211 110V112H210V110ZM214 109V110H213ZM262 109V110H261ZM91 110H93V111H91ZM95 110V111H94ZM100 110V111H99ZM101 110H103V113H102V111ZM118 110H120V111H118ZM122 110H124L123 112V115L125 114V116L123 117L124 118V120H123V118L121 117L122 116ZM131 110V111H130ZM199 110H201V112H204V113H201ZM218 110H219V112H218ZM259 110H261V114H260V116L259 117H257L259 114H257L256 116H254V115H251V117H250V120H249V116L246 118L248 121H251L250 122V124H249V122L246 120V121H244L246 124H244V126L245 127H243V129H245V128H249V126L253 129L254 128V130H252L251 128H249V129H245L244 131H242L241 129V131L242 132H244L245 133V131L247 130V132H249L248 133V135H243L244 133H242V135L243 136H241V134L239 135V136H241V137H238V139L239 138H241V140H238V139H235V140H233L234 142V144H231L229 141H228V143H230V144H227V143H225L226 141H225V139H227V138H223V137H221V139L223 138V144L224 145H228L227 147L229 148V146H231V148L230 149H228L226 146L224 147V145L221 147L220 145V142H221V140H220V142L218 143L217 142V144L219 145V147L220 148H225V149H223V151H221L220 150V148L219 147H215L214 145H215V141L217 140L218 141V139L220 138H217L219 135L217 134V132L216 131H214L215 129L214 128H212V129H209V130H205V132H204V130H200L201 132V134L200 135H202V137H204V138H206L204 141L201 139V136H200V142H202L201 143V145L203 144V142H208V143H206V145H207V149H209L210 150V152H212L211 154H217L216 156H218V157H213V156H211L212 158L211 159H218L217 161L218 162H220V159L222 158V160H221V162L223 161V162H225V160L227 161V162H230V159H232L233 158V156H235L234 157V160H235V158H236V160H243V157H245L244 155H243V152H241V148L240 147H243V148H248L249 146V148H252L251 150H250V152H251V155H255V153L257 152H255V148H258V146H260V145H258L259 143L258 142H261V141H263L264 139V117H262L261 115H263L264 114V109L262 108V107H260L259 108ZM62 111H60V112H62ZM65 111V110H64ZM63 111V112H64ZM96 111H97V113H96ZM112 111V112H111ZM116 111H117V113H116ZM173 111H175L174 113L176 114V115H174V113H172ZM182 111V112H181ZM198 111V112H197ZM208 111H209V113H208ZM214 111H215V113H214ZM67 112V111H66ZM81 112V113H80ZM85 112H87V114L86 115H88V116H85V114H83V113H85ZM95 112V113H94ZM101 112V113H100ZM108 112H109V117L111 118H108ZM120 112V113H119ZM129 112V113H128ZM146 112V113H145ZM188 113V115H187V113ZM195 112V113H194ZM207 112V113H206ZM213 112V113H212ZM216 112H218V113H216ZM262 112H263V114H262ZM46 113V114H45ZM91 113H93V114H91ZM107 113V114H106ZM111 113V114H110ZM114 113V114H113ZM172 113V114H171ZM183 113H185V114H183ZM189 113H191V114H189ZM194 113V114H193ZM211 113V115H210V117H209V114ZM258 113V112H257ZM49 116H48V115ZM66 114V113H65ZM72 114H74L73 115V117H72ZM79 114L82 116V115H84L83 117H81V116H79ZM101 114V115H100ZM103 114V115H102ZM118 114V115H117ZM130 114H131V116H130ZM199 114V115H200ZM208 114V115H207ZM212 114H214V115H212ZM43 115H45V116H43ZM94 115H95V117H94ZM97 115H98V117H97ZM99 115L100 116H102V117H99ZM106 115H107V117H106ZM113 115V116H112ZM52 116V117H51ZM53 116H55V118L53 117ZM65 116V115H64ZM67 116V115H66ZM76 116V117H75ZM114 118H112V117ZM119 116V117H118ZM178 116V117H177ZM182 116V117H181ZM185 118H184V117ZM187 116H189V117H187ZM52 118V120L51 121H49V118ZM57 117V118H58ZM79 117V118H78ZM81 117V118H80ZM255 117H256V119H255ZM61 118V117H60ZM59 118V119H60ZM64 119H66L65 117H63ZM62 118V119H63ZM76 118V119H75ZM98 119V121H97V119ZM101 120H100V119ZM179 120H178V119ZM186 118H188V119H186ZM251 118H253V119H251ZM53 119H54V121H53ZM62 119H61V121H62ZM73 119V120H72ZM75 119V120H74ZM79 119H80V121H79ZM85 119V120H84ZM96 119V120H95ZM111 120V122L110 121H106V120ZM116 119H117V121H116ZM257 119H262L261 121L259 120H257ZM77 120V121H76ZM115 120V121H114ZM177 120L179 121V122H177ZM183 120H185V121H187V123H185ZM210 120V119H209ZM208 120V121H209ZM216 120V119H215ZM253 120V121H252ZM61 121H60V125L62 126V124H61ZM84 121V122H83ZM97 121V122H96ZM104 122V127H103V123L102 122ZM114 121V122H113ZM182 123H181V122ZM212 121V120H211ZM258 121V122H257ZM57 122V123H56ZM111 124H110V123ZM117 122V123H116ZM188 122H190L192 125V129H190L191 130V137L188 135V137H190V139H186L188 142H186L185 140H184V137L187 135L186 133H187V131H189V130H185V129H187V128H185L184 126H186L185 124H190V123H188ZM193 122V123H192ZM214 121H212L211 123H213ZM248 122V123H247ZM257 122V123H256ZM259 122H262V124L263 125H261V123L260 124H258ZM53 123H55V124H53ZM63 123V122H62ZM65 123V122H64ZM66 123H68L67 121H66ZM77 123V124H76ZM109 123V125H107ZM129 123H131V124H129ZM183 123H185V124H183ZM69 124H70V126H69ZM107 126H106V125ZM118 124V125H119ZM256 124V125H255ZM181 125V126H180ZM247 125V126H246ZM249 125V126H248ZM252 125V126H251ZM259 125H260V127H259ZM48 126H49V128H48ZM53 126V127H52ZM68 126H69V128L70 127H72L71 126V123H68ZM68 126H62V128H64V127H68ZM76 126V127H75ZM131 126V127H130ZM190 126V125H189ZM212 127H214L213 125H211ZM210 126V127H211ZM257 126V127H256ZM133 127H134V129H133ZM180 127V128H179ZM194 127V128H193ZM196 127V128H195ZM49 130H48V129ZM60 128V127H59ZM61 128V129H62ZM75 128V129H74ZM86 128V129H85ZM96 128V127H95ZM165 128V129H164ZM167 128V129H166ZM176 128V129H175ZM67 129V128H66ZM100 129V128H99ZM122 129H124V130H122ZM184 129V130H183ZM194 129H196V130H194ZM214 129V130H213ZM63 130V129H62ZM75 130V131H74ZM87 130H89L88 132L90 133H88V132H86ZM104 130H101V132H100V130H98V128L96 129V131H94V132H99V133H103L104 132ZM135 130H136V136L134 135L135 134ZM177 130V131H176ZM179 130H180V133H179ZM182 130V131H181ZM52 131V133H53V135H51L50 134V132ZM126 131L130 134V135H128V133L126 134ZM130 131H132V132H130ZM134 131V132H133ZM186 131V132H185ZM47 132L49 133V135L47 134ZM61 133L60 135L58 134L57 135V133ZM68 132V131H67ZM122 132V133H121ZM125 132V133H124ZM185 134H184V133ZM204 132V133H203ZM207 132H208V134H207ZM211 132H214L213 133V135H212V133ZM216 132V133H215ZM247 132H246V134H247ZM252 132V133H251ZM63 133H65V131L63 132ZM77 133V134H76ZM93 134V137L94 138H96L95 140L91 137V139H93V141L92 140H90V141H88V142H90L91 143V146L89 145V143L88 144H86L85 145V147H87L88 149H90L89 147H91V151H89L90 153H92L93 151H94V153L95 152H97V151H99L100 149H99V144H101V143H103V141H105L104 142V144L106 145L105 147L107 148V149H110L109 151H107V152H112V154L113 153H116V152H114V149H116L115 148V146L113 145H111L110 147H108L109 145H108V136H109V134H107V133H105V135L103 136V134L101 135V134ZM132 133H134L133 135H134V137H130L131 135H132ZM181 134L180 136H179V134ZM198 133V132H197ZM241 133V132H240ZM251 133V134H250ZM262 133V134H261ZM54 134H56L55 135V138H54ZM68 134H69V136H68ZM80 134V135H81ZM84 134V133H83ZM107 134V135H106ZM207 134V135H206ZM236 134V133H235ZM234 134V135H235ZM261 134V136H259ZM98 135V136H97ZM139 136V138H138V136ZM185 135V136H184ZM210 135V136H209ZM211 135H212V137L215 135V139H214V137L213 138H211ZM110 136V137H111ZM198 136H199V133H198ZM205 136H207V137H205ZM237 136H238V134H237ZM237 136H236V138H237ZM244 136L246 137V139H248V141L246 140V139H243L244 138ZM64 136H62V138H63ZM67 137L69 138V139H67ZM111 137V138H112ZM118 137H120V138H118ZM124 137V138H123ZM127 137H129V138H127ZM135 137H137V140H136V138ZM181 137L183 138V140L181 139ZM193 137H195V138H193ZM225 137H226V135H225ZM232 137H234V136H232ZM261 137V138H260ZM263 137V138H262ZM51 140H53V141H51ZM73 138V140L71 141V142H73V141H75V144L76 143H78L77 142V140H80V139H74ZM79 138V137H78ZM81 138V137H80ZM112 138V139H113ZM187 138V137H186ZM251 138H252V140H251ZM254 138V139H253ZM258 138H260V139H262L261 141H260V139H258ZM5 139V140H4ZM55 139H57V140H55ZM89 139V138H88ZM102 139V140H101ZM107 139V140H106ZM121 139V140H120ZM125 141H124V140ZM133 141H132V140ZM134 139L136 140V142L134 141ZM195 139V140H194ZM208 139H214L215 141H212V140H210V142L212 141L213 142V147L212 146H210L209 144H210V142L208 141ZM232 139H234V138H232ZM242 139H243V141H242ZM4 140V141H3ZM7 140V141H6ZM59 140V141H58ZM100 142H99V141ZM181 140H182V142H181ZM245 140L247 141L246 143H245ZM2 141V142H1ZM51 141V142H50ZM92 141V142H91ZM107 141V142H106ZM111 141V140H110ZM119 141H123V143L121 142H119ZM198 141H199V138H198V140L196 141L197 143H198ZM235 141H238V143L237 142H235ZM240 141V142H239ZM253 141V142H252ZM56 142V143H55ZM58 142V143H57ZM94 142V143H93ZM200 142H199V144H200ZM212 142H211V145H212ZM215 142V143H214ZM250 142H251V144H250ZM51 143V144H50ZM63 143V142H62ZM74 143V142H73ZM130 143V144H129ZM182 143V144H181ZM191 143V142H190ZM205 143L203 144V145H205ZM236 143V144H235ZM245 144V146L243 145V144ZM249 143V144H248ZM64 144V143H63ZM67 144V143H66ZM66 144H64V147H65V145ZM109 144H111V142H109ZM117 144V143H116ZM129 144V145H128ZM239 144V145H238ZM242 144V145H241ZM246 144H247V146H246ZM30 145H31V147H30ZM50 145V146H49ZM73 146H71L72 147V149L74 148V144H72ZM94 145H97V147L96 146H94ZM205 145V146H206ZM234 145V146H233ZM235 145H237V146H235ZM249 145V146H248ZM257 145V146H256ZM7 146V147H6ZM67 147L69 146V144L68 145H66ZM133 146H134V148H133ZM141 146V147H140ZM212 148V149H210V147ZM217 146V145H216ZM253 146V147H252ZM26 147H29V148H26ZM63 147V146H62ZM66 147V149H68ZM96 147V148H95ZM112 147L114 148V149H112ZM136 147V148H135ZM143 147V148H142ZM236 147V148H235ZM50 148H51V150H50ZM77 147H75L74 149H76ZM86 148V149H87ZM93 148H95V149H93ZM145 148V149H144ZM153 148V149H152ZM216 148V151H217V153H213V151H214V149ZM217 148H219V149H217ZM226 148L228 149L227 151V153L226 154H229V155H226L224 152L226 151ZM242 148V149H243ZM26 149V150H25ZM34 149V150H33ZM35 149H37V150H35ZM54 149V150H53ZM55 149L57 150V151H55ZM59 149V150H58ZM62 149V150H61ZM85 149V150H86ZM130 149V150H129ZM139 149V150H138ZM13 150V151H12ZM27 150H28V153H27ZM31 150V151H30ZM47 150H49V151H47ZM61 150V151H60ZM68 150H70L71 151V148H69ZM122 150H124V151H122ZM128 152H127V151ZM145 150H147V152L145 151ZM212 150V151H211ZM219 150V151H218ZM231 150V151H230ZM249 150H248V152H249ZM11 151H12V153H11ZM36 151V153H33V152H35ZM48 153H47V152ZM55 151V152H54ZM70 151H67V152H70ZM73 152H74V150H72ZM71 151V152H72ZM82 151V150H81ZM88 151V150H87ZM86 151V154L87 153H89V152H87ZM139 151H141V152H139ZM152 152V153H150V152ZM154 151H156V153L154 152ZM215 151V152H216ZM220 151L221 152H223V153H220ZM237 151H239V152H237ZM243 151V150H242ZM246 151H247V149H246ZM50 152H53V153H50ZM56 152H58L59 153V155L57 154L56 155ZM66 151H64L63 153H65ZM71 153L70 154V156H72V154H74V153ZM82 152H84V151H82ZM129 152H130V154H131V156H129L130 154H129ZM134 152V153H133ZM142 152H143V154H142ZM146 152V153H145ZM230 152V153H229ZM232 152H233V154H232ZM237 152V153H236ZM249 152V153H250ZM253 152V153H252ZM20 153V154H19ZM28 154V155H26V154ZM31 153V154H30ZM62 153V154H63ZM93 153V154H94ZM98 153V152H97ZM97 153L96 154H94V156L95 155H97ZM110 153H108V154H110ZM128 153V154H127ZM141 153V154H140ZM149 153L152 155V156H154L153 158H152V156L150 157V155H149ZM160 153V154H159ZM239 153V154H238ZM258 153V152H257ZM256 153V154H257ZM11 154V155H10ZM25 154V155H24ZM33 154V155H32ZM53 154V155H52ZM99 154V153H98ZM127 154V155H126ZM139 156H137V155ZM156 154V155H155ZM172 154H174V156L172 155ZM219 154H220V156H219ZM222 154H224V155H226V156H228L227 158L225 157V159H223L224 157V155H222ZM232 155V157H231V155ZM43 155V156H42ZM50 155V156H49ZM65 155V154H64ZM63 155V156H64ZM89 155V154H88ZM92 155V154H91ZM149 155V156H148ZM158 155V156H157ZM159 155H161V156H159ZM171 155V156H170ZM237 155V156H236ZM238 155H239V157H238ZM243 155V156H242ZM9 156V157H8ZM22 158V157H24V158H20V157ZM46 156L48 157L47 158V160H46ZM53 156H54V160H53ZM56 156V157H55ZM93 156V155H92ZM99 156L100 155H98L97 157L99 158ZM126 156H129L130 158L132 157V160L131 159H128L129 157H126ZM137 157V159H139V160H137V159H135L136 157ZM222 156V157H221ZM45 157V158H44ZM96 157V156H95ZM96 157V158H97ZM140 157H142L141 159L143 160V161H141L140 160ZM146 157V158H145ZM159 157H161V158H159ZM178 157V156H177ZM221 157V158H220ZM237 157H238V159H237ZM37 158V159H36ZM38 158L40 159V160H38ZM42 158H44V159H42ZM60 158H61V156H60ZM59 158V159H60ZM72 159H73V157H71ZM91 160H90V159ZM89 158H88V160L91 162H89L88 161V163L86 162L85 164H86V166H84L85 164H83L82 165V169L84 170L85 169V167H86V169H90L91 170V164H92V162H93V158L91 157V156H89ZM102 158H104V159H102ZM126 158V159H125ZM134 158V159H133ZM145 158V159H144ZM151 158V160H149ZM163 158V159H162ZM171 158H172V160H171ZM174 158V159H173ZM198 158V157H197ZM242 158V159H241ZM9 159V160H8ZM13 159V158H12ZM62 159V158H61ZM147 159H148V161H147ZM198 159H200V158H198ZM34 160V161H33ZM53 160V161H52ZM101 160H103L101 163L102 164H100L99 162L101 161ZM107 160L108 159H106V157H101L100 156V158L99 159H97V160H95L94 162L96 163V165H94V164H92V168L94 169V167H93V165L94 166H96V167H98V170H97V168L95 167V169L96 170H94L96 173H98V172H100L102 169H106V168H109V166L111 167V165L109 164V166L108 167H106L107 165H108V162H107ZM133 160H136V161H139V163H138V165H137V162H135V161H133ZM145 160V161H144ZM156 160V161H155ZM171 160V161H170ZM197 160V159H196ZM196 160H195V162H196ZM233 160V159H232ZM6 161V162H5ZM27 161H29V162H27ZM37 161V162H36ZM97 161H98V163H97ZM141 161V162H140ZM152 161V162H151ZM174 161V162H173ZM9 162V166H7V163ZM41 162V163H40ZM53 162H55L54 163V165H53ZM58 162H60V160L58 161ZM103 162H105V164H107V165H103ZM145 162H147V164L145 163ZM164 162V163H163ZM194 162V163H195ZM242 162H244V160L242 161ZM24 163H27V164H24ZM43 163V164H42ZM63 163V164H62ZM89 163H90V165H89ZM128 163V164H129ZM143 163V164H142ZM150 163H153L152 164V167H151V164ZM184 164V166H181V164ZM5 164H6V166L7 167H4L5 166ZM24 164V165H23ZM31 164V165H30ZM45 164H47V165H45ZM88 164V165H87ZM135 164V165H134ZM140 164V165H139ZM146 164V166H144L145 167V169H143L142 171H143V173H145L144 174V177L142 176L143 175V173H142V171L140 170V168L138 167V166H141V169L142 168H144L142 165H145ZM170 164V165H169ZM172 164V165H171ZM196 164L200 167V162L198 163V161L196 162ZM224 164V163H223ZM227 164V163H226ZM226 164H224L225 166H226ZM20 165H22V166H20ZM30 165V166H29ZM32 165H33V167H32ZM34 165H35V167H34ZM43 165V166H42ZM49 165V166H48ZM54 167H53V166ZM168 165V166H167ZM178 165V166H177ZM194 166H193V168H195V169H191V171L193 170H195L194 172L192 171V173H196V169L199 171V169H198V166H196L195 164H193ZM24 166V167H23ZM38 166H39V169H40V171H39V169H38ZM41 166V167H40ZM56 166H58V167H56ZM65 166V165H64ZM63 166V167H64ZM84 166V167H83ZM88 166V167H87ZM90 166V167H89ZM103 166H105V168H103ZM176 166V167H175ZM225 166H223V168L225 167ZM29 168L28 169V171H27V169L25 170L24 168ZM37 167V168H36ZM43 167H44V169L45 170H47V171H49V172H47V171H45L44 169H43ZM56 167V168H55ZM62 167V168H63ZM134 167V168H135ZM164 167H166L165 169H167V171L164 169ZM190 167V166H189ZM188 167V168H189ZM22 168V169H21ZM37 169L36 170V172H35V170L34 169ZM79 168V173L78 172H76V173H78V174H76V176L78 175V176H80L81 177V179H82V176L80 175V174H83L82 173V170H80V168L81 167H78ZM139 168V169H138ZM150 168L148 167V169H147V171L149 172L150 171ZM169 168H170V170H172V171H170L169 170ZM173 168V169H172ZM187 168V169H188ZM222 168V169H223ZM226 168L228 169V170H230L229 168H228V166H226ZM5 169H6V171H5ZM19 169H21V170H19ZM85 169V170H86ZM92 169V170H93ZM152 169H151V171H152ZM160 169V168H159ZM227 169H223L222 171L224 172L223 173V175L224 176H226V174H227V177H228V172H227ZM30 170V171H29ZM31 170H33L32 172H35L36 173V175H34L32 172H31ZM43 170H44V172H43ZM78 170V169H77ZM109 170H110V168H109ZM108 170V171H109ZM138 172H137V171ZM190 170V169H189ZM20 171H21V174L19 175V173H20ZM89 171V170H88ZM134 171L136 172V173H134ZM140 171V172H139ZM169 171V172H168ZM8 172V171H7ZM26 172H28V173H26ZM42 172V173H41ZM46 172V173H45ZM85 172V171H84ZM166 172H167V174L168 173H170V174H168V175H171L169 178H168V176H167V174H166ZM187 172H189V171H186L185 173H187ZM200 172V171H199ZM196 173V175H197V177H198V175L200 176V173ZM23 173V174H22ZM27 175H26V174ZM45 173V174H44ZM89 173L90 174H93V175H96V173L94 174V172H90L89 171ZM139 173H141V174H139ZM172 173H174V175L172 174ZM0 174V175H1ZM7 174V173H6ZM26 175V177H29V178H26L25 179V175ZM38 174V175H37ZM41 174V176H39ZM86 174H87V170H86ZM85 173H84V175H86ZM134 174H137L136 175V177L134 176V178H138V179H135L134 180V178H133V182H134V184L132 185L131 184V179H132V177H133V175ZM29 175V176H28ZM43 175V176H42ZM49 176L50 175V177H46V176ZM159 175V174H158ZM5 177H7L8 178V174H7V176L6 175H4ZM21 176V177H20ZM138 176V177H137ZM139 176H141V177H139ZM146 176V177H145ZM162 176H165V177H162ZM194 176H195V174H194ZM2 177V176H1ZM20 178V182H19V178ZM22 177H24L23 179H22ZM35 177V178H34ZM86 177V176H85ZM85 177H83V178H85ZM116 177V179H114ZM39 178V179H38ZM51 178V179H50ZM128 178H126V179H128ZM140 178H141V180H140ZM164 178H167V179H164ZM189 178V179H188ZM22 179V180H21ZM118 179V180H117ZM126 179H124L125 181H126ZM170 179V180H169ZM29 180V181H28ZM55 180V181H54ZM58 180V183H56V181ZM118 182H117V181ZM167 180V182L165 183V181ZM178 180V181H177ZM186 180V181H185ZM202 180V179H201ZM7 181L9 182V183H7ZM24 181V182H23ZM38 181V182H37ZM46 181H47V183H46ZM50 181V182H49ZM61 181V182H60ZM164 181V182H163ZM168 181H171V182H169L168 183ZM177 181V182H176ZM33 182H35V184L33 183ZM54 182V183H53ZM121 182H123V183H121ZM173 182V183H172ZM11 183V184H10ZM28 183V184H27ZM41 183V184H40ZM62 183V185H60ZM89 183H91L92 184V182L91 181H87L86 182V186L88 187L89 185V187L91 188L92 187V185L91 184H89ZM118 184V186H116L115 187V185H117ZM159 183V184H158ZM160 183L162 184L163 183V185H160ZM174 183H175V185H174ZM180 183V184H179ZM186 183V184H187ZM13 184V186H11ZM27 184V185H26ZM38 184H40V185H38ZM45 184V185H44ZM64 184H65V186H64ZM71 184V183H70ZM123 184V185H122ZM138 184V185H137ZM169 184H172V186H170ZM177 184H179L178 186H177ZM187 184V185H188ZM10 185V186H9ZM24 185V186H23ZM31 185H33V186H31ZM36 185V186H35ZM63 187V189L60 187ZM120 185H122V188H121V186ZM165 185V186H164ZM166 185H168V187L166 186ZM204 186V188H202L203 186ZM36 188H35V187ZM44 186L46 187V188H44ZM59 186V187H58ZM70 186V185H69ZM124 186V187H123ZM173 186H175V188L173 187ZM180 186V187H179ZM200 186V187H199ZM202 186V187H201ZM17 187V188H16ZM26 189H24V188ZM33 187V188H32ZM50 187H52V191H51V188ZM57 187H58V189H57ZM89 187H88V189H89ZM137 187H135V188H137ZM162 187V188H161ZM169 187H173L172 189H174L175 190V192H174V190L172 191V189H169ZM180 188V189H177V188ZM206 187V188H205ZM29 190H31V191H29ZM40 188V189H39ZM49 188V189H48ZM54 188V189H53ZM116 188H118V189H116ZM125 188V189H124ZM134 188V189H135ZM168 188V190L169 191H166V190H164V189H167ZM188 188H190V189H188ZM198 188V189H197ZM200 188H202V189H200ZM17 189H19V190H17ZM43 189V190H42ZM57 189V190H56ZM94 189H95V187H94ZM121 189H124L123 191H124V193H127V194H125V196H123L124 195V193L122 194V193H120V192H122V190ZM133 189V190H134ZM160 189H162V190H160ZM181 189H182V191H181ZM206 189V190H205ZM17 190V191H16ZM65 190V191H64ZM132 190V189H131ZM177 190V191H176ZM178 190H180L179 192H178ZM201 190V191H200ZM205 190V191H204ZM19 191V192H18ZM24 191H26L25 193H26V195H25V193L23 194V192ZM29 191V192H28ZM159 191V192H158ZM161 191V192H160ZM171 191H172V193H171ZM197 191H198V193H197ZM14 194H13V193ZM31 192H33V193H31ZM62 192V193H61ZM65 192V193H64ZM68 193V195H67V193ZM69 192H70V194H69ZM169 192V193H168ZM183 192V193H182ZM202 192V193H201ZM204 192V193H203ZM209 193V194H206V193ZM17 193V195L18 196H20L21 197V195H24V197H25V199H22V200H20V197H18V198H15L16 196H15V194ZM22 193V194H21ZM29 193H30V195H29ZM130 193V194H129ZM161 193V196H163L162 197V199H164V200H161L160 198H161V196H159V194ZM165 193V194H164ZM168 194V196H167V194ZM171 193V194H170ZM178 193H179V196H178ZM185 193L186 194H188V195H186L185 196ZM54 194H56V195H54ZM63 196H65V197H67V199L65 200V201H63L62 203H61V205H60V203L59 202H61V201H59V200H62L63 198H65V197H63ZM121 194V195H120ZM176 194V195H175ZM182 194V195H181ZM202 194V195H201ZM96 197H95V196ZM129 196V198H128V196ZM134 195V194H133ZM172 195V196H171ZM181 195V196H180ZM195 195H196V197H195ZM206 195L208 196V195H210V196H208V197H206ZM15 196V197H14ZM56 197L55 199H54V197ZM61 196V197H60ZM75 198V199H77V200H73V198ZM99 196H101V197H104L103 199H101V197H99ZM149 197L148 198H151V194L150 195H148ZM156 196H158V197H156ZM166 198H165V197ZM172 197V200H173V202H172V200H171V197ZM189 196V197H188ZM192 196V197H191ZM198 196V197H197ZM5 197V198H4ZM90 197V198H89ZM98 197V198H97ZM115 197H116V199H115ZM123 197V198H122ZM168 197V198H167ZM178 197H181V198H178ZM183 197H185V198H183ZM191 197V199H193V200H191L192 201V203H191V201L189 200V198ZM194 197H195V199H194ZM11 200H10V199ZM15 198V199H14ZM53 198V199H52ZM69 198V199H68ZM131 198H132V200H131ZM152 198V199H153ZM183 198V199H182ZM204 198V199H203ZM16 199L17 200H19V202L18 203H16L17 201H16ZM27 199H30V201L29 200H27ZM50 199V200H49ZM52 199V200H51ZM84 199V200H83ZM91 199H93L92 200V202H89ZM95 199H96V201H97V203H95L96 201H95ZM101 199V200H100ZM109 199V198H108ZM110 199H112V198H110ZM117 199H118V202H117ZM119 199H121V200H119ZM124 199V200H123ZM152 199H150L151 201H152ZM165 199H167V200H171V201H167V200H165ZM185 199V200H184ZM206 199V200H205ZM13 200H15V201H13ZM53 200H58V204L59 205H57V201H54V203H53ZM71 200H72V202H71ZM158 200H159V202H158ZM160 200H161V202H160ZM175 200V201H174ZM182 200V201H181ZM186 200H189L188 202L186 201ZM7 201V202H6ZM13 201V203H11ZM31 202V203H29V202ZM70 201V202H69ZM126 203H125V202ZM128 201V202H127ZM164 201V202H163ZM177 201V202H176ZM183 202V203H181V202ZM184 201H185V203H184ZM204 201H206V202H204ZM209 201V202H208ZM24 203V205H21L22 203ZM26 202H27V204H26ZM65 202V203H64ZM69 202V203H68ZM75 202V203H76ZM82 202V203H81ZM100 202V203H99ZM101 202H103L102 204H101ZM123 202H124V204H123ZM133 202H131V203H133ZM200 202V203H199ZM16 203V204H15ZM20 203V204H19ZM52 203V204H51ZM56 203V204H55ZM79 203H81L80 205H79ZM167 203H168V206L169 207H167ZM179 203H181V205L182 206H179L180 204ZM188 203H190L189 204V207H191L192 205V207H191V209L187 206L188 205ZM195 203H196V205H195ZM210 204V205H207V204ZM11 204H14V205H11ZM62 204H65L66 205V207L65 206H63ZM70 204V205H71ZM92 204H93V207H92ZM96 204V205H95ZM98 204H100V206L98 205ZM177 206H179V207H176V205ZM187 204V205H186ZM4 205H8L7 207H5ZM10 205V206H9ZM17 205H18V208H17ZM36 205V206H35ZM42 205V206H41ZM51 205H53L52 207H51ZM82 205V206H81ZM102 205V206H101ZM123 205V206H122ZM183 205H184V207H183ZM13 206V207H12ZM25 207V208H23L24 209V212L25 213H27V215H23L24 214V212H23V209L21 210V208L22 207ZM58 206H60L59 207V211H58V208H56V207ZM72 206V205H71ZM116 206V205H115ZM186 206H187V208L190 210V212L188 211L187 212V210H185V209H187L186 208ZM196 206V207H195ZM203 206V207H202ZM205 206V207H204ZM208 206H210V207H208ZM212 206H213V208H212ZM231 206V207H230ZM9 207L10 208H13V209H9ZM15 207H16V210H14L15 209ZM38 209V210H40L39 212H38V210L36 209V208ZM41 207V208H40ZM46 207V208H45ZM95 207H97V208H95ZM180 207H182L181 209H180ZM198 207H202L201 209L200 208H198ZM218 207V208H217ZM44 208V209H43ZM54 208L55 209H57V210H54ZM83 208V209H82ZM91 208V209H90ZM92 208H93V210H92ZM103 208H105V209H103ZM126 208V210H127V207H125ZM204 208H206V209H204ZM227 208V209H226ZM8 209V210H7ZM31 209V210H30ZM34 209H35V211H37V212H34ZM43 209V210H42ZM50 209V210H49ZM51 209H52V211H51ZM62 209L64 210V211H62ZM82 209V210H81ZM99 211V209H100V211L98 212L97 210ZM102 209V210H101ZM183 209V210H182ZM195 209V210H194ZM196 209H198L197 211H199V212H197L196 211ZM202 209H204V212L202 211ZM230 209V210H229ZM9 210H11V212L9 211ZM26 210V211H25ZM45 210V211H44ZM87 210V211H86ZM89 210V211H88ZM96 210V212H95V214L97 213V215H95L93 212ZM116 210H118V209H116ZM179 210H181V212L179 211ZM194 210V211H193ZM229 210V211H228ZM233 212H232V211ZM237 210V209H236ZM235 210V211H236ZM4 211L5 212H7V213H5L4 214ZM28 211H30V214H28L29 212ZM55 211V212H54ZM80 211H82V212H80ZM90 211H92V212H90ZM104 211V212H103ZM171 211V212H172ZM248 210H245V211H243L244 213H246ZM23 212V213H22ZM40 212H41V214H40ZM46 212V213H45ZM66 212V213H65ZM103 212V213H102ZM120 212V213H119ZM230 212H232V213H230ZM32 213V214H31ZM35 213V214H34ZM42 213H45V214H42ZM56 213V214H55ZM82 213H85V215L83 214V215H81ZM95 215H93V214ZM106 213V214H105ZM127 213V214H126ZM178 213L180 214V216L178 215ZM181 213H182V221L180 220V218H181ZM187 215H186V214ZM190 213V214H189ZM200 213H201V215H200ZM47 214H49L48 216H47ZM54 214H55V216H54ZM67 214V215H66ZM69 214V215H68ZM87 214V215H86ZM114 214V215H113ZM117 214V215H116ZM191 214H193V216L191 215ZM234 214H235V216H234ZM30 215V216H29ZM40 215H44L43 217H41ZM53 215V216H52ZM62 215V216H63ZM92 216V218H91V216ZM113 215V216H112ZM119 215V216H118ZM178 216V217H176V220H175V216ZM185 215V216H184ZM190 215V216H189ZM197 215V216H196ZM230 215V216H229ZM239 215V214H238ZM21 216H22V218H21ZM24 216H26V217H24ZM27 216H28V218H27ZM35 216V217H34ZM51 217V219H47L46 217ZM58 217V218H55V217ZM62 216H61V219L63 220V219H66L65 217H63L62 218ZM81 216H83V217H81ZM117 216V217H116ZM174 216V217H173ZM192 216V217H191ZM195 216H196V218H195ZM234 217V219H237V220H232V218ZM8 217V218H7ZM45 217V218H44ZM113 217H115V218H113ZM172 217V218H171ZM180 217V218H179ZM188 218V220H186V218ZM23 218H25L26 220L24 221V219ZM32 218H33V220H32ZM91 218V219H90ZM110 218H112V219H110ZM122 218V219H123ZM7 219H8V221H7ZM31 221H30V220ZM46 219V220H45ZM52 219H54V220H52ZM55 219H56V221H55ZM76 219V218H75ZM78 219V218H77ZM84 219H85V221H84ZM139 219V220H138ZM175 220V221H173V220ZM183 219H185V220H183ZM190 219V220H189ZM7 222H6V221ZM36 220H37V222H36ZM41 220V221H40ZM49 220V221H48ZM52 222H51V221ZM68 220V219H67ZM80 220V219H79ZM87 220H88V222H87ZM89 220H91V221H89ZM97 220V219H96ZM125 220H127V219H125ZM143 220V219H142ZM152 220H154V221H152ZM232 220V221H231ZM23 221H24V224H23ZM28 221H30L29 222V224H28ZM44 221V222H43ZM119 221V224H120V226H123L122 228H119L120 226L117 224V222ZM138 221V222H137ZM167 224V225H164V227H162V225H163V223L164 222ZM186 221V222H185ZM229 221H230V223H229ZM8 224V225H10V226H8V228L7 227H5V224L6 223ZM26 222H27V224H26ZM36 222V223H35ZM49 222H51V224L50 225H48L49 224ZM146 222V223H145ZM180 222H182V223H180ZM191 222H192V225H191ZM194 222V223H193ZM196 222H198V223H196ZM223 222V223H222ZM11 223V224H10ZM20 223V224H19ZM31 223V224H30ZM45 223H46V225H45ZM48 223V224H47ZM58 223V222H57ZM60 223V222H59ZM123 223V224H122ZM140 223V225H138V224ZM153 223V224H152ZM185 223H186V225H185ZM188 223H190L189 225H190V227H189V225H188ZM196 223V224H195ZM33 224H34V226H33ZM40 224V226H38L37 228L38 229H40L39 227H43L42 229H40V232H39V230H37V228H36V226L37 225H39ZM42 224H44V226H42ZM124 224H126V226H128V227H125V225ZM170 226H169V225ZM172 224H173V226H172ZM174 224H176V226H178V224H179V228H177ZM184 225L185 226V231H184V226L182 227V226H180V225ZM200 224V225H199ZM216 224V225H215ZM218 224V225H217ZM16 225V226H15ZM20 225H21V227H25V228H21L20 230H19V228H18V226L20 227ZM22 225H24V226H22ZM102 225H104L103 223H102ZM117 225L119 226V227H117ZM129 225H130V227H131V229H130V227H129ZM137 225V226H136ZM142 225H144V227L142 226ZM158 225V224H157ZM230 225V226H229ZM13 228H12V227ZM28 226V227H27ZM29 226H31L32 228L31 229H33L34 231H32L31 229H29L30 227ZM50 226V227H49ZM133 226V227H132ZM135 226H136V228H135ZM142 226V228H140ZM167 226H168V228H167ZM201 226V227H200ZM211 226H213V227H211ZM219 226V227H218ZM221 226H223V227H221ZM228 228H227V227ZM30 230V231H28V229ZM48 229H47V228ZM140 228V231H138L137 229H139ZM148 227V228H147ZM157 227V228H156ZM171 227V228H170ZM180 227H182V228H180ZM188 227V228H187ZM194 227V228H193ZM204 227H208V230L206 229V228H204ZM217 227H218V229H217ZM5 228H7V229H5ZM18 228V229H17ZM36 228V229H35ZM128 229V231H126L127 229ZM150 228H151V226H150ZM160 228H161V230L163 231V232H161V230H160ZM165 228H167V229H165ZM190 228H191V230H190ZM193 228V229H192ZM202 228H203V231H212V232H215L216 231V233L218 232H220L221 233V235H219L220 236V238H219V236H218V238L216 237V236H213V237H211V238H205V236H203V237H201V239H198V238H200V236L199 237H197V235H199V233L200 232H202ZM214 228V231L212 230ZM224 228V229H223ZM226 228V229H225ZM12 229H14V230H12ZM44 229L46 230V231H44ZM51 229V230H50ZM78 229V228H77ZM76 229V227H75V230H77ZM123 229H125V230H123ZM130 229V230H129ZM135 229V230H134ZM142 229V230H141ZM171 229V230H170ZM177 229V230H176ZM180 229V232L181 231H183V232H181V233H179V230ZM198 229V230H197ZM219 229H220V231H219ZM222 229V230H221ZM9 230V231H8ZM11 230L12 231H14V232H16L15 234H17L19 231V233H24L25 234V236L24 235H22V239L23 240H25L26 238H27V240H25V241H23L21 238V240H19V241H12L11 239H12V237H11V239H10V237L8 238L7 236H9V234H10V232H11ZM28 232H27V231ZM49 230V231H48ZM81 230V229H80ZM104 230H106V228H104ZM133 230H134V232H133ZM193 230V231H192ZM201 230V231H200ZM218 230V231H217ZM227 230V231H226ZM8 231V232H7ZM18 231V232H17ZM21 231H23V232H21ZM42 231H44V233L42 232ZM82 231H84V229H82L81 230V232ZM114 231H115V235L114 234H112V235H114L112 238L110 237V236H112L111 234H109V232H111V233H114ZM177 231V232H176ZM187 231V232H186ZM190 231H192V233L190 232ZM194 231L196 232V234L197 235H194ZM200 231V232H199ZM14 232L12 233L11 232V236H13V234H14ZM36 232V233H35ZM39 232V233H38ZM45 232H47V234H49L48 236H47V234L45 233ZM79 232V231H78ZM121 232V233H120ZM122 232H124L125 233V235H124V233H122ZM130 232H133L134 234H135V232H136V237L134 238V236L135 235H133V233L131 234ZM138 232V233H137ZM189 232H190V234H189ZM18 233V234H19ZM28 233V234H27ZM29 233H30V235H29ZM32 233V234H31ZM43 233V234H42ZM118 233V234H117ZM126 233H128V235L126 234ZM129 233H130V235H133V236H130L129 237ZM225 233V234H226ZM34 234V235H33ZM35 234H36V238L38 239H41V240H39L38 239V242L40 243V241H41V243H42V245H41V243L40 244H38L39 246L41 245V246H44V249H42L43 247H39L38 245H37V240L34 238V241L36 242V243H33L34 241H33V238H31V237H34L35 236ZM40 234V235H39ZM42 234V235H41ZM123 237V240H122V237H120V235ZM142 234V233H141ZM165 234L163 235V236H165ZM188 234H189V236H188ZM224 234V235H225ZM5 235H7L6 237H5ZM20 235V234H19ZM28 235V236H27ZM32 235V236H31ZM39 235V236H38ZM80 235H81V233H80ZM98 235H99V237H98ZM100 235H104V237L102 236V238H101V236ZM116 235H117V237H116ZM181 235H180V239H182V237H181ZM196 236V237H194V236ZM24 236V237H23ZM30 236V237H29ZM38 236V237H37ZM41 236H42V238H41ZM49 236H50V238H49ZM118 236H119V238H118ZM227 236V235H226ZM226 236H224L225 238H226ZM26 237V238H25ZM43 237H44V239H43ZM48 237V238H47ZM57 237H59V236H57ZM115 237L117 238V239H115ZM125 237H127V238H129L128 240H127V238H125ZM131 237H132V239H131ZM166 237V236H165ZM165 237H163L164 239H165ZM193 237V238H192ZM214 237H216L217 239H216V241L217 242H215L214 240H215V238ZM224 237H223V239H224ZM8 238V239H7ZM31 238V239H30ZM65 238V237H64ZM71 238V237H70ZM99 238V239H98ZM101 238V239H100ZM107 238V239H106ZM108 238H110V240H108ZM157 238V240H161V238H162V236L160 235L159 236V239H158V237H156ZM177 238V239H178ZM197 238V239H196ZM4 239V240H3ZM8 241V243H7V241ZM43 239V240H42ZM105 241H104V240ZM112 239V240H111ZM132 241H131V240ZM164 239H162V240H164ZM179 239V240H180ZM204 239V240H203ZM212 239V240H211ZM228 239L230 240L231 238H229L228 237ZM10 240L12 241V242H10ZM31 240V241H30ZM47 240V241H46ZM69 242H68V241ZM107 240H108V242H107ZM116 240V241H115ZM119 240V241H118ZM126 240H127V242H126ZM193 240H197V241H195L196 243H194L193 242ZM226 240V239H225ZM29 241V242H28ZM33 241V242H32ZM73 241V240H72ZM79 241V240H78ZM77 241V242H78ZM104 241V242H103ZM114 241H115V244H114ZM132 242V244H131V242ZM135 241H136V239H135ZM165 241V240H164ZM178 241V240H177ZM205 241V242H204ZM211 241V242H210ZM14 242V243H13ZM19 242V243H18ZM27 245V247H26V245L24 244V243ZM27 242V243H26ZM33 243V246L34 245H37L38 247H39V249L37 248V246H35L36 247V249L37 250H35V247H30L31 249H32V251L34 250V255L37 257L40 253L43 255V256H40L39 255V257H35L31 252L32 251H29L28 252V247L29 246H31L30 244L31 243ZM49 242V243H48ZM69 244H68V243ZM80 242V241H79ZM78 242V243H79ZM113 242V243H112ZM118 242V243H117ZM121 242H124V243H121ZM125 242L127 243V244H125ZM11 243L12 244H14V245H11ZM45 243V244H44ZM48 243V244H47ZM135 243H138V241L137 242H135ZM202 245H201V244ZM206 243V244H205ZM211 243V244H210ZM22 244H24V245H22ZM44 244V245H43ZM73 246H71V245ZM119 244V245H118ZM122 244H124L125 246H123ZM130 244V245H129ZM208 244V245H207ZM232 244H233V242H232ZM231 244V245H232ZM5 245H6V247H5ZM7 245H10L11 247H8ZM15 245H19L18 247L17 246H15ZM21 245V246H20ZM29 245V246H28ZM48 247L47 249L49 250V246L51 247V249H52V247H53V249L51 250V251H48V252H50V253H48L46 250V246ZM57 245H56V248H57ZM61 245V246H60ZM70 247V249H68L69 247ZM105 245H108V244H105ZM118 246L119 248H118V250H116L115 251V249H117L116 248V246ZM122 245V246H121ZM138 245V244H137ZM199 245H201V246H199ZM85 246H86V249H88V247H89V243H87V245L85 244ZM100 246V247H99ZM98 246V248H97V250L99 251L100 250V248H101V245H99ZM103 246V245H102ZM120 246H121V248H120ZM127 246V247H126ZM133 246V247H132ZM162 246V245H161ZM183 246H185V245H183ZM187 246V245H186ZM185 246V247H186ZM214 246V245H213ZM234 248H235V246H234V244L232 245ZM17 247V248H16ZM24 247V248H23ZM63 247V248H62ZM84 247V246H83ZM92 247V246H91ZM106 247V246H105ZM108 247V246H107ZM114 247V248H113ZM154 247H156V245H154L153 246V248ZM158 247L159 246H157L156 248L158 249ZM185 247H183V248H185ZM232 247V248H233ZM20 248V249H19ZM21 248H23V250L21 249ZM34 248V249H33ZM153 248H149V250H148V253L147 252H145V253H147V256H145V255H143V257L141 256H139V257H137L138 256V253H139V251L138 252H135V249H133L131 252H135V257L133 258V260H135L134 261V263L135 264H143V262H144V264H145V262H148V261H150L149 263H151V264H157L156 263V258L158 257H156L155 259H154V257H152L151 258V256L150 255H152L154 252H155V250H157L156 248L154 249V251L153 250H151L150 251V249H153ZM12 249V250H11ZM14 249H16V250H14ZM18 249V250H17ZM31 249H29V250H31ZM46 249V250H45ZM73 249V250H72ZM85 249V248H84ZM90 249V248H89ZM91 249H94V248H91ZM109 249L112 251V252H116V255H115V252H114V255H111L112 254V252L111 251H109ZM200 249H201V252L202 253H200ZM22 250V251H21ZM27 250V251H26ZM55 250V251H54ZM61 252H60V251ZM97 250H95L96 252H98ZM141 250V249H140ZM147 250V249H146ZM160 250V252L161 251H163V250H161L160 248L157 250V252ZM18 251V252H17ZM39 251V252H38ZM42 251V252H41ZM58 253H57V252ZM73 253H72V252ZM183 251H184V249H182L181 250V256H184V254H183ZM22 252V253H21ZM27 252V253H26ZM47 252V253H46ZM71 252V253H70ZM75 252V253H74ZM77 252V253H76ZM156 252V254H158V253H160V252H158L157 253ZM169 252V251H168ZM172 252H173V254H175L174 253V250L172 251V250H170V252L169 253H171V256L169 255V256H167L169 253H165L166 254V256L167 257H169V258H172V257H174V255L172 254ZM18 253H20V254H18ZM24 253V254H23ZM31 253V254H30ZM46 253V254H45ZM52 253H53V255H52ZM100 253V254H99ZM105 253V252H104ZM103 252H102V248H101V251H99L98 253H97V256L99 255H101L102 256V254H104ZM22 254V255H21ZM64 254V255H65ZM72 254H74V255H72ZM156 254H155V256H156ZM161 255H160V257H161V260H163V262H167L168 260H169V258L168 259H166V260H164L165 258H167V257H164V259H163V257L162 256H165V254H164V252H163V254L164 255H162V252L160 253ZM4 255H2V256H4ZM33 255V256H32ZM159 255V254H158ZM173 255V256H172ZM1 256V257H2ZM30 256V257H29ZM69 256V257H70ZM112 256H113V258H112ZM144 256H145V258H144ZM153 256V255H152ZM186 256V255H185ZM197 256V257H198ZM198 257L197 259L199 260H197L196 261V259H195V256H192L191 257V261L190 262H198V263H200L201 262V260H204V258L203 257ZM205 256H206V254H205ZM1 257H0V259H1ZM45 257V258H46ZM149 257V258H148ZM160 257L158 258L159 260H160ZM3 258V257H2ZM22 258V259H21ZM31 258V259H30ZM38 258H40V260L38 259ZM136 258H137V260H136ZM139 258V259H138ZM148 258V259H147ZM195 260H194V259ZM202 258V259H201ZM5 258H3V261L6 263V261L7 260H9V259H5ZM28 259H30V260H28ZM33 259V260H32ZM37 259V260H36ZM192 259L194 260V261H192ZM16 260V261H15ZM45 260V261H44ZM115 259H114V261H111V263L113 262V263H116L115 261H116ZM143 260H145V261H143ZM147 260V261H146ZM158 260V261H159ZM2 261V260H1ZM1 261H0V264H1ZM18 261V262H17ZM43 261V262H42ZM109 261V260H108ZM153 261H155V262H153ZM157 261V262H158ZM4 262H2V263H4ZM8 262V261H7ZM15 262V263H14ZM17 262V263H16ZM22 262H21V264H22ZM29 262H31V263H29ZM40 262V263H39ZM49 262V261H48ZM153 262V263H152ZM203 262V261H202ZM256 263H257V261H255ZM9 263V262H8ZM8 263H6V264H8ZM9 263V264H10ZM61 263H62V261H61ZM159 263H160V261H159ZM158 263V264H159ZM165 263H163V264H165ZM169 263V262H168ZM252 263H254V262H252ZM256 263H254V264H256ZM116 264H118V262L116 263ZM147 264V263H146ZM160 264H162V262L160 263ZM201 264V263H200Z\"/></svg>",
  "mask_w": 264,
  "mask_h": 264
},
{
  "label": "bare ground",
  "instance_id": "6f19581e",
  "mask_svg": "<svg viewBox=\"0 0 264 264\" xmlns=\"http://www.w3.org/2000/svg\"><path fill=\"white\" fill-rule=\"evenodd\" d=\"M2 1V0H1ZM9 1H13L11 4L9 3ZM19 1V2H18ZM20 1L21 0H3L2 1V5L4 4V2H5V4H7V2L9 3V5H5L6 7V9L5 10H9V14H8V16L10 15V13H13V12H11V10L10 9H12L11 8V6L13 5V3L15 2H18V3H20ZM23 1V0H22ZM21 1V4H20V6L21 7H23V6H25V7H27V8H25V7H23L22 9H20L19 11H21L22 10V12L24 11V8H25V11L24 12H26V9L28 10V7H29V9H30V7H32L31 5V3H33L34 4V2L35 1H37V2H35V6H36V3L38 4L39 2H38V0H30V3L29 4H26L27 3V1L28 0H24L23 2ZM33 1V2H32ZM73 1V0H72ZM112 1H114V0H91L90 2H88V4L90 5V6H86V7H84V11H82V13L80 14V17H81V15H82V17L80 18V19H78L77 20V17H76V23H74V21H75V17H74V14L72 15V13L70 14V15H72V19H70V15L68 16V15H64V16H62V14H60L61 16H62V18L63 17H66V16H68V18H63V19H66V22H67V24H68V26H69V28H70V31H71V33L69 32V31H67V28H63V26L65 25V23L66 22H64L63 21V19L61 18V16H58V17H60L61 18V22L63 23L62 24V28L59 26V28H61L62 29V31H60L59 29V33L61 34V36H62V38L63 37H65L66 35H67V32L69 33L68 35L69 36H72L71 38L72 39H70L68 36V38L70 39V40H68V38L66 37L65 39L66 40H60L61 39V36L59 37V34H58V32H56V24L54 25V26H56L55 27V30H54V27L52 28V30H50L51 29V27L52 26H50V29H49V31H48V26L46 27L47 29L44 31L45 32V34H47L48 32V35H46L45 36V34H44V37L43 38H47V37H50L51 38V36H52V38L54 39H50V38H47L48 40H50V41H48V40H45L46 42H49V43H46L45 41H44V39H42V41H43V43L42 42H40L41 40H39L38 41V44L39 43H41V45H40V47L42 48V46L43 47H45L44 48V51L46 50L47 51V49H49L48 50V52H46L45 51V53L47 54V56H45L46 57V59H48L47 57H49L48 55H49V52H50V44H52V42H51V40L53 41V44H54V42H55V44H54V46H55V49H56V44H58L59 46H58V48H57V50H60L61 52H63L64 54V56H66L67 58H66V60L65 61H67V63L65 62V63H63V61H61L60 62V59H59V62L57 61L56 63H57V66H55V60L53 61V59H54V55H53V59H52V61L50 60V64L52 65V63H53V65L51 66V65H49L50 66V68L52 69H50L49 71H53V72H51V74H53V76H55V73L56 72H58L61 76H62V73H64V74H66V75H64L63 74V77H60L61 79L62 78H64V76H65V78H66V76H67V73L69 72V74H70V72H71V75H73V73H77V75H78V73H79V76H78V78L80 77V79H79V83L78 84H80L81 83V81L85 84V86L83 85V87L81 88V93L82 92H87L86 90L84 91V90H82V89H87V88H91V95H92V93H93V97L91 96V98L93 99V100H91V101H93V103H96V100L97 99H99L98 98V96H101L102 95V93L101 94H98V92H100V90H96V88H94L93 90H95V92H92V87L93 86H91L92 85V82H91V84H90V86H89V83H90V80H89V73H90V71H92L93 72V70H94V66H96L95 64H94V62L95 63H97V65L98 64H100L99 66L101 67V58H102V62H103V59H104V57H101L103 54H102V52H101V56H100V52H99V50L101 51L102 49L100 48V46H99V43H98V39H95L96 38V36H98V34H99V27H96L97 25H95V24H93V22H95V21H91V19L92 18H90L91 16L92 17H95V16H97L98 18H99V21H101V17L103 16V17H105V18H103V20H105V22L104 23H107V22H110V21H107V18L108 17H110V14H111V8H112V4L111 3H113ZM116 1V0H115ZM139 2H143V4L144 3H147L146 5H148L149 4V8H148V10H149V12L147 11V13H151L152 12V14L154 13V15H155V17H156V19H154V17L152 18L151 16V18L152 19H154V20H157L156 21V23L158 24L157 26V28L156 29H154L153 31H152V29L150 28V26H154V25H150V23H148L147 24V22H149V21H147V22H142V26L144 25L145 26V30H146V33H148L147 32V29H149V32H155V34H157L158 36H157V38L158 39H161V40H164V39H162V37L164 38L165 37V40H164V44L162 45V41H160L159 40V44H160V42H162L161 43V45H162V47L160 48V46H158L159 47V49L158 50H156L157 52H159L158 54H157V52L155 53V56H157V58L156 57H154L153 55L151 56V61L153 60V58L152 57H154L155 59H154V61H156V62H160V60H161V57H162V54H164L165 53V55H166V53L168 54V52H170V54H168L167 55V57L169 58L170 57V55H171V52L173 51V54L174 53H176V57H177V51H178V47L181 45H178L179 44V41H178V43H175V42H177L176 41V39L177 40H181V39H179L178 38V35H177V33L179 34V36H181L182 35V38H183V35L185 36V39L186 38H188V39H186V40H189L188 42L190 43V46H192L193 44L192 43H194L195 45H196V42L195 41H197V39H198V44L200 45V44H205V46H206V44L208 43V42H206V43H202V41H203V39H200V38H205L206 39V32H203V31H205V29H207V28H205L206 26H207V23H206V25L204 26V25H202V24H205V23H201L200 22V24H199V21H198V18H200L201 20L200 21H202V11H201V13H200V10H201V7H203L204 5L202 4L203 2H206V0H204V1H200V0H138ZM209 1L210 0H208V3H209ZM212 1V2H211ZM210 2L211 3H209V5L207 6V3L205 4L206 6H207V10H208V8H209V10H208V14H209V17H210V19L211 20H214L215 22V25H214V23L211 25V26H209V28L211 27V29H212V31H214L215 29H218L219 30V34H220V37H221V39L219 38V36H215V37H218V39H219V41L218 42H216V45H218V48H219V50H218V52L221 54L222 52H220V50L221 51H223V55L225 54V56L224 57H221L220 56V59L218 60V63L215 65V63H216V61H217V58H216V60L214 61L213 60V58L212 59H210V56H208V54L207 53H209V52H211L210 54H212V52H213V49L211 48V42H210V48H208L209 47V45H208V47H207V52H206V49H204L203 50V52L205 53V55L206 56H208V57H205L204 56V54H203V52H200V51H202L201 50V48L199 49V54H200V56L202 55V57H201V59H204L202 62H203V66H201L200 65V63L201 62H199L198 60H197V62H190L191 64L192 63H194V65H193V67L191 66V68H190V66H187V69L185 68V63H181V60H179V62H180V64L179 65H181V67H179L177 64H176V66H174V63L173 62H171V64L169 63V61H167L166 59V61H162V63H163V65H161V66H163L164 67V65H166L165 66V68L166 69H168V68H170L171 69V72H172V74H173V77L171 76L172 74L170 73V75L168 76V78H167V75L165 74L166 73V71L165 72H163V77L161 76V77H158L156 80V82H160V80L161 81H165V82H167L168 81V79H169V81H171V82H168L167 84H168V86H167V84H166V87H169V84H170V93H171V96L173 97V99H175V101L177 102V105L179 104V105H181V107L186 103V100H185V102H181V98H180V95H182V94H184V90H186L185 88H184V90H183V88H182V85H184V84H186V82H188V79L187 78H185L186 76H188V73L189 74H191L190 72H188V71H190V69L192 70V69H196L195 70V72L198 74V78L197 79H200V81L201 80H203L204 81V85H205V81L207 82L208 81V84L211 82V83H213L214 85L216 84V83H218L219 81H220V78H219V81L216 79L217 77H220V76H223V78H225L223 81H224V83H223V93L222 94H224L223 95V98H222V104H221V102H218V105H216L217 107L220 105L221 106V114H224V115H220L218 112H219V110H218V112H216V113H218V115L219 116H217V114H215V116L213 117L212 116V118L213 119H211V117H210V115H211V113L209 114V119H208V117H205L204 115H202V114H194L193 116H190V118H189V120H187V121H190V120H192V121H194L195 120V124H193V125H196L197 123H198V127L200 128V129H198L197 130V132L199 133V136H198V133L195 131V133L193 132V134L194 135H196L197 134V139H196V141L198 140V138H199V141H198V143L195 141H193V140H191L190 139V135L192 134L191 133V130L190 129H192L191 127V121L190 122H188V123H190L189 125L188 124H185V123H187V121H185V120H183L185 123H183V124H185L186 126H184L185 128H187V129H185L186 131L187 130H189V131H187V135L184 137V140L186 141V142H188L187 140L188 139H190L189 141L191 142H189V143H187V145H186V143H185V145H184V142H182V140H183V138L181 137V142L183 143V147L182 146H180L181 148H183L182 150L180 149V152H179V155H177L176 153H175V155H176V158H175V160L174 161H176V159H177V161L178 162H176V163H179V161L180 160H185L184 162H186V163H188L187 165L188 166H186L187 168H186V170H184V171H182L181 169H180V166H179V168L178 169H176V170H173L174 171V173H175V175L177 176L176 178H170V179H172L171 181H173V179L174 180H176V179H178L177 181L178 182H180V180L181 181H183V179H184V177L185 176H189V178H191V177H193V178H195L196 179V181L195 180H192V179H189V180H191V182H192V184H193V181H194V183H195V185L192 187H190V188H193L194 189V187H197L196 185H197V183H199L200 182V184H202V183H204V184H206L207 182L209 183V184H212L211 186H212V188L211 189H209V190H207V191H209V193H210V195H208V196H210L209 198L211 199V203L213 204V205H218L219 206V208H220V206H223L224 207V205H225V203L224 202H226V203H230L231 204V206H232V210H234V213H238V214H236L237 216L235 217V218H237L238 219V216H239V219H238V221L235 223V222H232V223H234L233 225H229L230 227H229V229H227L226 231H227V233L225 234L224 232L222 233L223 235V237L224 236H226V238L224 237V239H223V237H221L222 238V240L221 239H219L220 241L218 242V243H215V244H213L212 245V248L209 246V249L208 248H206V246H205V249L203 248V251L205 252V250H206V252L207 253H203L204 255L203 256H201V254H200V256L201 257H203L204 258V260H201V264H254V263H256L255 261H257V263L256 264H264V140L263 141H261L262 139H260V138H258V139H260V141L261 142H258L259 144L258 145H260V146H258V148H255V152L257 153H255V155H251V152H250V150L252 149V148H246L247 149V151H246V149L245 148H243V147H240L241 149V152H243V155L245 156V157H243V160H244V162H242L243 160H236V158H235V160H234V157L235 156H233V160L232 159H230V162H227L226 160H225V162H221V160H222V156L220 157L221 159H220V162H218L219 160L218 159H211L212 157L211 156H213L214 154H211L212 152H210V150L209 149H207V145H206V143H208V142H203V144L205 143V145H201V143L202 142H200L201 140H200V136H201V139L203 138L204 140L206 139V138H204V137H202V135H200L201 133V131L200 130H204V132H205V130H209V129H212V128H214L213 130L214 131H216L217 132V134L219 135L217 138H219L218 139V141L215 139V135L213 136L214 137V139L216 140H212V139H208V141L210 142V140H212V141H215L214 143H215V147H219V145L217 144V142L219 143L220 142V140H221V142H220V146L222 147L224 144V140H223V138L225 139V138H227V139H225V143H227V144H234L233 142V140H235V139H238V137H241V136H243V135H248V133L249 132H247V130L245 131V133L244 132H242V131H244L245 129H249V128H251L249 125V128H245V129H243V127H245L244 126V124H246L244 121H246L247 119V117L249 116V120H250V117H251V115H254V116H256L257 114H259L257 117H259L260 116V112H261V110H259V108L260 107H262L263 109H264V80H261L260 81V79H262V77L261 78H259V76L257 77V75H258V73H257V69H258V71L260 70V72H262L261 70L263 69V72H264V63H261L260 64V62H261V60L259 61L258 59L259 58H256V59H251V57H252V55L254 56V52H253V50H252V48H253V46H254V44L252 45V47L250 48V46H251V44L250 45H248L247 46V44L245 43V42H247V40H248V42L249 41H251L250 40V38H252L251 37V35H250V38L248 39L246 36H247V34H249L248 32V30H250V29H252V31H253V33H255L254 32V28L256 29V27L258 28V29H260V28H262V27H264V0H211ZM26 2V3H25ZM118 2H120V1H118ZM123 2H124V0H123ZM128 2H130V1H128ZM128 2L126 1L125 2V4H127V8H131V7H128ZM138 2V3H139ZM200 2H202L201 4L203 5H201L200 4ZM24 5H23V4ZM116 3V2H115ZM199 3V4H198ZM31 4V5H30ZM124 4V3H123ZM142 4V5H143ZM161 4H163V5H161ZM211 4V5H210ZM29 5V6H28ZM113 5H115V4H113ZM137 5H139V4H137ZM141 5V4H140ZM141 5V6H142ZM10 7V9H9V7ZM14 6H15V4H14ZM125 6V5H124ZM130 6V5H129ZM183 6H186V7H189L188 9L190 10V9H193V13H191V12H189V14H187L186 16H184L185 18L183 19L182 17H180L181 19H182V23H183V25H180V26H182V28H181V30L180 31H178L179 30V28H178V30L176 29L177 28V26L179 25V24H177L176 25V23L174 24V23H170V22H168V23H170V25H175V27H174V25H173V28L171 27V26H169V25H167L166 26V24L165 23H167L166 22V20L168 19V21H177L178 19H174L176 16H177V13H175V11L177 12V11H181V10H183L184 8H183ZM193 6V7H192ZM206 6H204L205 8H206ZM3 7V6H2ZM17 7H19L18 5L16 6V9H15V7H14V9L15 10H18L17 9ZM38 7L40 8V6L38 5ZM137 7V6H136ZM143 7V6H142ZM145 7V6H144ZM148 7V6H147ZM0 8H1V5H0ZM4 8V7H3ZM127 8H125L126 10H127ZM138 8V7H137ZM139 8H140V6H139ZM183 8V9H182ZM2 9V8H1ZM0 9V10H1ZM86 9H88V10H86ZM143 9V8H142ZM145 9V8H144ZM14 10V11H15ZM134 10H135V8H134ZM207 10H205L203 13H204V16L203 17H206L205 16V12H207ZM179 11V12H180ZM187 11V13H188V10H186ZM186 11H184V12H186ZM192 11V10H191ZM2 12V11H1ZM6 12V11H5ZM22 12H21V14H22ZM27 12H29V10L27 11ZM130 13L132 12V10L131 11H129ZM138 12V11H137ZM141 13H143L144 11L142 10V11H140ZM14 13H16V12H14ZM13 13V14H14ZM136 13V12H135ZM140 13V14H141ZM146 13V12H145ZM182 13H183V11H182ZM191 13V14H190ZM3 14V13H2ZM2 14H1V16H2ZM5 14V13H4ZM13 14H11L13 17H14V15ZM77 14V13H76ZM132 14V13H131ZM138 14V13H137ZM170 14L172 15L171 17H170V19L171 20H169V18H167V17H169L170 16ZM199 14H201L200 16H199ZM207 14V13H206ZM17 15H19L20 16V14H18V11H17ZM23 15V14H22ZM24 15H25V13H24ZM112 15V14H111ZM145 15V14H144ZM153 15V16H154ZM179 15V14H178ZM183 15V14H182ZM4 16V15H3ZM2 16V17H3ZM5 16H6V14H5ZM4 16V17H5ZM27 15H25V17H26ZM78 16H79V14H78ZM134 16V15H133ZM1 17V19L3 20V18ZM12 17V18H13ZM21 17V16H20ZM74 17V18H73ZM90 19H89V18ZM96 17V18H97ZM149 17V18H150ZM22 18V17H21ZM113 18V17H112ZM135 18V17H134ZM139 18V17H138ZM142 17H140V19H141ZM179 18V17H178ZM6 18H4V20H5ZM20 19V18H19ZM18 19V20H19ZM27 19H28V17H27ZM94 19V18H93ZM136 19H137V17H136ZM139 19V20H140ZM143 19V18H142ZM146 19H147V17H146ZM206 19H208V18H206ZM2 20H1V22L0 23H2ZM3 20V21H4ZM9 19H7V21H8ZM13 21H14V18L12 19ZM11 19H10V21H12ZM58 20L60 21V19L58 18ZM108 20H109V18H108ZM111 20V19H110ZM144 20V19H143ZM153 20V22L155 23V21ZM210 20V21H211ZM20 21H21V19H20ZM25 21H26V19H25ZM79 21V22H78ZM98 21V20H97ZM107 21V22H106ZM137 21V20H136ZM135 21V22H136ZM210 21L208 22V24L210 25L211 23H210ZM5 23H6V21H4ZM61 22H60V25H61ZM161 22H165L164 24L165 25H163V24H161ZM179 22H181V21H178V23ZM213 22V21H212ZM13 23V22H12ZM23 23H24V21H23ZM23 23H21V24H23ZM102 23V22H101ZM155 23V24H156ZM217 23V24H216ZM7 24V23H6ZM6 24H3V25H6ZM25 24V23H24ZM23 24V25H24ZM66 24V25H67ZM97 24V23H96ZM103 24V23H102ZM108 24V23H107ZM159 24H161L160 25V27H159ZM181 24V23H180ZM19 25V24H18ZM17 25V26H18ZM137 25V24H136ZM218 27H217V26ZM22 26V25H21ZM68 26H66V27H68ZM103 26H105V24L103 25ZM141 26V27H142ZM143 26V27H144ZM202 26V27H201ZM204 26V27H203ZM215 28V26L217 27V28H213V27ZM2 27V26H1ZM6 27V26H5ZM12 27V26H11ZM15 27V26H14ZM14 27H13V29H14ZM25 27L26 26H24V27H22L21 29L22 30H24L25 29ZM65 27V26H64ZM101 27V26H100ZM107 29H109V25H107ZM114 27V26H113ZM112 26H111V28L113 29V32H114V30H116V29H114ZM138 27V26H137ZM167 27H170L171 28V30H170V28H169V30H168V28ZM198 27H201V28H198ZM208 27V26H207ZM24 28V29H23ZM106 28V27H105ZM139 28H140V25H139ZM167 28V30H165ZM203 28H205V29H203ZM4 29V28H3ZM6 29H7V27H6ZM13 29H12V31H13ZM19 29V28H18ZM21 29H19V30H21ZM65 29V30H64ZM96 29H99V30H97V32H96ZM104 29V28H103ZM175 29V30H174ZM184 29V30H183ZM202 29V30H201ZM5 30V29H4ZM21 30V31H22ZM144 30V31H145ZM151 30V31H150ZM173 30V31H172ZM182 30H183V32H182ZM217 30V31H218ZM261 30V29H260ZM16 31H18V30H16ZM21 31H19V32H21ZM24 31H27V28H26V30H24ZM29 31H31V30H29ZM48 31V32H47ZM64 31H66V32H64ZM167 31H168V33H167ZM176 33H175V32ZM206 31H209L208 32V34H210L211 33V35H214L213 34V32H211V30L210 29H208V30H206ZM262 31V30H261ZM6 32V31H5ZM47 32V33H46ZM105 32V31H104ZM103 32V33H104ZM118 32V31H117ZM143 32V31H142ZM174 32V33H173ZM182 34H181V33ZM216 32V31H215ZM214 32V33H215ZM256 32H257V30H256ZM4 33V32H3ZM8 33V32H7ZM29 33V32H28ZM96 33H97V35H96ZM166 33H167V35H166ZM247 33V34H246ZM251 33V32H250ZM2 33H0V35H1ZM16 34V33H15ZM21 34H23V35H20L21 36V39H24V38H22L23 36H24V34L25 33H23V31H22V33ZM62 34H64V35H62ZM92 34V35H91ZM117 34H119L120 35V33H117ZM151 34V33H150ZM177 36H176V35ZM181 34V35H180ZM218 34V35H219ZM259 34V33H258ZM88 35H90V36H88ZM95 36V37H91V36ZM102 35V34H101ZM100 35V36H101ZM111 35V34H110ZM121 35H123V34H121ZM125 35V34H124ZM154 35V34H153ZM175 35V36H174ZM246 35V36H245ZM253 35H255V34H253ZM263 35H264V33H263ZM3 36V35H2ZM6 36V35H5ZM5 36H3L4 38H5ZM20 36H19V38H20ZM27 36V35H26ZM117 36V35H116ZM115 36V37H116ZM131 36H133V35H131ZM130 36V37H131ZM156 36V35H155ZM243 37V38H241V37ZM256 36V35H255ZM2 37V38H3ZM9 37V36H8ZM8 37H7V41H4V42H9V41H11V40H8ZM10 37H12V36H10ZM9 37V38H10ZM111 37H112V35H111ZM114 37V36H113ZM114 37V38H115ZM124 37V36H123ZM150 37H151V35H150ZM175 37H176V39H175ZM19 38H17V39H19ZM29 38V41H30V39H32V38H34V36H31V35H29L26 39H28ZM60 38V39H59ZM98 38V37H97ZM101 38V37H100ZM99 38V39H100ZM105 38V37H104ZM116 38H118V37H116ZM126 38L128 39V37L126 36ZM209 38V37H208ZM245 38H247L246 39V41H243V39H245ZM257 38H258V36H257ZM263 38V37H262ZM4 39V40H5ZM37 39V38H36ZM40 39V38H39ZM119 39H122V38H120L119 37ZM155 39V38H154ZM153 39V40H154ZM184 39V38H183ZM196 39V40H195ZM217 39V38H216ZM217 39V40H218ZM235 39H237L236 40V42L234 41ZM252 39H254V37L252 38ZM57 40V41H56ZM102 40V39H101ZM129 40H131V39H129ZM152 40V41H153ZM157 40V39H156ZM155 40V41H156ZM185 40V41H186ZM207 40V39H206ZM258 40V39H257ZM259 40H261V39H259ZM258 40V41H259ZM264 40V39H263ZM16 41V40H15ZM14 41V39L12 38V44L15 42ZM18 41V40H17ZM24 41V40H23ZM27 41V40H26ZM26 41L24 42V43H26ZM113 41H114V39H113ZM142 41V40H141ZM184 41V40H183ZM192 41H194V42H192ZM201 41V42H200ZM51 42V43H50ZM57 42V43H56ZM130 42V41H129ZM129 42H126L125 41V39L124 40H122V41H119L118 43H117V41L115 42L117 45H118V47L116 48V45H115V47H114V49H116V50H118V52H116L115 50H114V53L116 52L117 54H116V58H115V56H113L114 57V60H116V59H118V58H124V57H126V55H127V53L129 52V49H128V47H127V44L129 43ZM133 42V41H132ZM139 42H140V40H139ZM203 42H205V41H203ZM255 42H256V40H255ZM262 42H264V41H262ZM120 43V44H119ZM135 43V42H134ZM182 43V42H181ZM102 44H103V42H102ZM129 44H131V42L129 43ZM147 44H148V42H147ZM153 44V43H152ZM156 46L157 45H159L158 44V40H157V43L155 42L154 43ZM153 44V45H154ZM176 44V45H175ZM186 44H188L187 42H186ZM186 44H184V42H183V45H185L186 46ZM259 44V42H257V44L256 45H258ZM4 45V44H3ZM6 45H8L7 47H9V43H6ZM14 45H15V43H14ZM177 45H178V47H177ZM256 45L254 46V47H256ZM260 45V44H259ZM258 45V46H259ZM1 46H2V44H1ZM48 46L50 47V48H48ZM138 46H140V44L138 43V45H137V47ZM152 46V45H151ZM156 46H154V47H156ZM182 46V45H181ZM188 46H189V44H188ZM204 46V45H203ZM203 46H201V47H203ZM258 46H257V49H258ZM129 47H130V45H129ZM136 47V46H135ZM143 47H145L146 48V46H143ZM196 47V49H197V51H198V47H197V45L196 46H194V48ZM9 48H11V47H9ZM8 48V49H9ZM18 48H19V46H18ZM18 48H17V50H18ZM60 48V49H59ZM147 48H148V46H147ZM188 48V47H187ZM191 48V47H190ZM193 48V47H192ZM194 48H193V50H194ZM260 48V47H259ZM261 48H262V46H261ZM4 49V48H3ZM12 49H13V47H12ZM23 49V47H21V49H19V50H22ZM55 49H54V51H55ZM134 49V48H133ZM137 49V48H136ZM141 49H142V47H141ZM154 48H152V50H153ZM156 49V48H155ZM208 49H210L209 50V52H208ZM6 50V49H5ZM15 50V49H14ZM25 51H26V49H24ZM78 50H79V52H78ZM138 50V49H137ZM150 50H151V47H150ZM169 50V51H168ZM177 50V51H176ZM190 50V49H189ZM81 51V52H80ZM91 51H92V54H93V52H95L94 53V56L91 58ZM103 51V50H102ZM168 51V52H167ZM187 51V49L185 50V53H184V51L182 50V52L183 53H181V56L184 54V55H186V53L188 52H186ZM191 51V50H190ZM254 51H255V49H254ZM259 51V50H258ZM131 52V51H130ZM139 52V51H138ZM256 52V51H255ZM22 54H23V50H22V52H21ZM28 53V52H27ZM45 53H44V55H45ZM114 53H113V55H114ZM146 53V55H145V57H146V65L149 63H147V57H148V55L149 54H147V52H145ZM263 53H264V51H263ZM209 54V55H210ZM214 54H215V52H214ZM217 55H218V53H216ZM219 54V55H220ZM134 55V54H133ZM142 55V54H141ZM158 55H159V58H158ZM183 55V56H184ZM191 55H194L193 54V52H192V54ZM255 55H256V53H255ZM257 55H258V53H257ZM264 55V54H263ZM262 54H261V56H260V58L263 56ZM25 56H26V54H25ZM51 56V55H50ZM59 56H62L61 54L59 55ZM90 56V59H94V62L92 61V60H90L89 61V59H87V57H89ZM130 56H132V54L130 55ZM164 56V55H163ZM196 55H194V57H195ZM198 56V55H197ZM197 56H196V58H197ZM212 56H214L215 57V55H213L212 54ZM259 56V55H258ZM27 57L28 58H30L29 57V55H27ZM56 57V56H55ZM58 57V56H57ZM112 57V58H113ZM128 57H129V55H128ZM171 57H172V55H171ZM180 57V54L178 55V59H180L179 58ZM187 57H189V55L187 56ZM190 57H192V56H190ZM216 57H218V56H216ZM33 58V57H32ZM50 58V57H49ZM83 58H86L87 59V61L86 60H83ZM135 58H136V56H135ZM149 58V57H148ZM174 58V57H173ZM173 58H171V59H173ZM193 58V57H192ZM263 58V57H262ZM25 59V58H24ZM57 59V58H56ZM62 59V58H61ZM65 59V58H64ZM157 59H159L158 61H157ZM170 59V58H169ZM264 59V58H263ZM262 59V60H263ZM28 60V59H27ZM30 60V62L29 63H31L32 64V62H31V59H29ZM49 60V59H48ZM81 60H83V62L85 61V63L87 62V69H86V67L84 66V64H83V66H82V61ZM105 60V59H104ZM126 60H127V58H126ZM143 59H141V61H142ZM163 60H164V58H163ZM189 60V59H188ZM194 60H195V58H194ZM214 62H213V61ZM253 60H255V62H256V60H258L256 63H258L259 62V64H256ZM35 62L33 63V65L37 62V64H39V62L35 59L34 60ZM97 61H99V62H97ZM111 61H112V59H111ZM118 61H119V59H118ZM140 61V62H141ZM143 61H145V59L143 60ZM151 61H150V70H149V72L151 71V70H153V69H151ZM174 61V60H173ZM185 61H187V59L185 60ZM191 61V60H190ZM49 62V61H48ZM93 62V64H94V66H93V64H91ZM105 62V61H104ZM103 62V63H104ZM109 62V61H108ZM108 62L106 61V65L108 64ZM123 62H125L124 60H123ZM138 62V61H137ZM156 62H154V64H156ZM175 62V61H174ZM183 62H184V60H183ZM240 62L242 63V65L240 66ZM262 62H264V61H262ZM3 63V62H2ZM59 63V64H58ZM115 63V62H114ZM126 63V62H125ZM161 63V64H162ZM189 63V64H190ZM195 63H197L196 64V67L198 68V70H197V68L196 67H194L195 66ZM252 63H254V64H256L255 65V67H254V65L252 64ZM37 64H35L36 65V70H35V72H34V75H35V73L36 72H38V68H37ZM61 64V65H60ZM63 64V65H62ZM64 64H66V65H64ZM89 64H91L92 65V67H93V69H92V67H89L90 68V71H89V68H88V66H89ZM112 64V63H111ZM116 64V63H115ZM118 64V63H117ZM144 64V63H143ZM160 64V63H159ZM90 65V66H91ZM110 65V64H109ZM135 65H136V63H135ZM183 65H184V68H183ZM188 65V64H187ZM252 65H253V67H254V70L256 69V73H257V75L256 74H254V76L253 75H251V69H253L252 68ZM260 65V66H259ZM54 66H55V68H54ZM99 66H96L97 67V72L99 73V71H100V69L102 70V67L100 68ZM137 66V65H136ZM257 66V67H256ZM5 67V66H4ZM58 67V68H57ZM107 67L108 66H106V70H107ZM114 67V66H113ZM142 67H144V65L142 66ZM153 67V66H152ZM159 67V65H158V63H157V65L155 66V68L157 69ZM98 68H100V69H98ZM133 68H134V66H133ZM149 68V67H148ZM154 68V69H155ZM188 68H189V70H188ZM0 69H2V67H0ZM58 69V70H57ZM116 69V71H117V69L118 68H115ZM146 69V68H145ZM156 69H155V71H156ZM240 69H241V71H240ZM75 70V71H74ZM77 70H78V72H77ZM95 70H96V68H95ZM138 71L139 70H141L140 69V66H139V69H137ZM158 70V69H157ZM4 71H5V69H4ZM54 71H55V73H54ZM72 71H74V72H72ZM89 71V72H88ZM137 71V73L139 74V72ZM145 71V70H144ZM161 71H162V69H161ZM169 71V70H168ZM167 71V72H168ZM0 72H1V70H0ZM103 72H104V69H103ZM114 72V71H113ZM143 72V71H142ZM146 72H148V70H146ZM263 72H262V74H263ZM39 73V72H38ZM37 73V74H38ZM58 73H56L57 75H58ZM94 74H93V76L96 74V72H93ZM105 73V72H104ZM108 73V72H107ZM117 73V72H116ZM193 74H194V72H192ZM211 73V74H210ZM253 73V72H252ZM254 73H255V71H254ZM68 74V75H69ZM143 74H144V76L143 77H145L146 75H150L149 73H144L143 72ZM162 73H160L159 71H158V76L159 75H161ZM164 74H165V76H164ZM193 74H192V76H193ZM40 75V74H39ZM39 75H37L36 77H39ZM101 75H102V73L100 72V77H101ZM119 75V74H118ZM117 75V76H118ZM255 75H256V77L258 78V80H256V78H255ZM51 76V75H50ZM76 76V75H75ZM106 76V75H105ZM133 76H134V78H135V76H136V78H138L139 76L138 75H134L133 74ZM138 76V77H137ZM171 76V77H170ZM195 76H197L196 74H195ZM263 76H264V74H263ZM41 77V76H40ZM68 77V76H67ZM69 77L71 78V76L69 75ZM68 77V78H69ZM104 77V75H102V77L101 78H103ZM141 77H142V75H141ZM190 77V76H189ZM200 77V78H199ZM55 78V77H54ZM59 78V79H60ZM73 78H74V80H75V82H76V84H73L74 85V89H73V85L71 84V83H69L68 84V86L70 85V87L69 88H67V89H73L74 91H76V93H78V91L76 90L77 89V77H76V79H75V77H74V75H73ZM105 78V77H104ZM136 78H135V80H136ZM159 78H160V80H159ZM222 78V77H221ZM45 79V78H44ZM57 79H58V76H57ZM146 79H147V76H146ZM174 79H175V81H174ZM192 79V78H191ZM22 80V79H21ZM20 80V81H21ZM39 80L41 81V78H39ZM63 80V79H62ZM69 80V79H68ZM73 80V81H74ZM140 80V79H139ZM150 80V79H149ZM176 80H177V82H176ZM194 80V79H193ZM196 80V79H195ZM222 80V79H221ZM60 81L61 80H59V83H60ZM71 81H72V79H71ZM116 81V80H115ZM141 81H143L144 82V80H143V78L141 79ZM153 81H154V79H153V77H152V83H153ZM172 81H174L175 83H173ZM192 81V80H191ZM222 81V82H223ZM74 82V83H75ZM118 82V81H117ZM150 82H151V80H150ZM189 82H190V78H189ZM187 83V84H190V83ZM202 82V81H201ZM222 82H220V83H222ZM22 83H23V81H22ZM32 84L30 85V82L28 83L29 84V86L31 87L32 85H33V82H31ZM36 82H34V85H35V87H36V90H37V95H38V97H40V94H41V97L43 96L44 98H45V100L46 99H48V101L49 100H52L51 99V96L50 97H47L46 95H45V91L46 90H44V93H40L38 90H39V88H41L42 87V85H44V84H41V87H40V84H39V88H38V84H37V86H36V84H35ZM43 83V82H42ZM66 84L68 83V81L67 82H65ZM133 83L136 85H140V84H138V80H137V83H135V81H133ZM142 83V82H141ZM148 82H146L145 81V84H147ZM191 83H193V82H191ZM47 84V83H46ZM51 84V83H50ZM82 84V83H81ZM156 84V83H155ZM159 83H157V85H158ZM161 84V83H160ZM34 85H33V87H34ZM60 85H61V83H60ZM76 85V86H75ZM115 85H117L116 83H115ZM142 85H143V83H142ZM162 85H163V83H162ZM165 85V84H164ZM197 85H198V83H197ZM0 86H1V84H0ZM46 86V85H45ZM82 86V85H81ZM80 85H79V89H80V87H81ZM89 86V87H88ZM191 86V85H190ZM192 86H193V84H192ZM201 86V85H200ZM202 86H203V84H202ZM218 85H216V88H218L217 87ZM33 87H31V88H33ZM57 87H58V85H57ZM57 87H56V89H57ZM113 87V86H112ZM144 87V86H143ZM146 87H147V85L145 86V90L144 91H146ZM164 87V86H163ZM163 87H162V89H163ZM1 88V87H0ZM38 88V89H37ZM116 87H114L113 89H114V91L116 90L115 89ZM118 88V87H117ZM142 88V87H141ZM180 88H182L181 90H180ZM189 88V87H188ZM192 88V87H191ZM193 88H194V86H193ZM202 88H204V87H202ZM214 88V87H213ZM41 89H43V88H41ZM55 89V90H56ZM61 89H62V87H61ZM167 89V88H166ZM190 89V88H189ZM73 90H71V91H73ZM90 90V89H89ZM154 90V89H153ZM152 90V91H153ZM156 91L158 90V89H155ZM159 90H160V88H159ZM167 90V91H168ZM183 90V91H182ZM193 90V89H192ZM206 90H207V86H206ZM211 91V88L210 89H208V91ZM220 90L222 91V89L220 88ZM219 90V91H220ZM33 91H35V89L33 90ZM41 91V90H40ZM61 91V90H60ZM68 91V90H67ZM66 91V92H67ZM112 91V90H111ZM149 91V90H148ZM155 91V92H156ZM161 91V90H160ZM159 91V92H160ZM182 91V94H180V92ZM200 91V90H199ZM204 91H205V88H204ZM210 91H209V93H210ZM217 91V90H216ZM216 91H215V93H216ZM220 91V92H221ZM29 92H31L30 91V89H29ZM28 92V93H29ZM38 92L40 93V94H38ZM42 92H43V90H42ZM56 92V91H55ZM101 92H103V91H101ZM110 92V91H109ZM113 92V91H112ZM112 92H110V94L111 95H113L112 94ZM154 92V93H155ZM165 92V91H164ZM163 92V93H164ZM193 92H195L196 93V91L194 90ZM212 92H213V89H212ZM33 94H34V92H32ZM50 93V92H49ZM48 93V91H47V95L49 94ZM61 93V92H60ZM73 93L74 92H72L71 93V95L73 96V97H75V94L73 95ZM79 93H80V90H79ZM89 93V92H88ZM118 93V92H117ZM150 93H151V91H150ZM153 93V92H152ZM152 93H151V96H152ZM169 93V92H168ZM170 93H169V95H170ZM195 93H193L192 95L194 96L195 95ZM202 93V92H201ZM200 93V94H201ZM66 94H69V93H66ZM200 94H198L199 95V97H201L200 96ZM218 94V96L216 95V96H214L215 97V99H217L218 98V101H219V92L217 93ZM32 95V94H31ZM63 95H64V92H63ZM71 95H70V98L71 99H74L73 97H71ZM144 95L146 96V93H144ZM167 95V94H166ZM169 95H167V96H169ZM198 95H195V97H197ZM202 95V94H201ZM205 95H206V93H205ZM205 95L203 96V97H205ZM212 96H213V94H211ZM34 96H36V95H33V96H31L32 98H34ZM49 96V95H48ZM148 96H149V94H148ZM164 96H165V94H164ZM190 96V95H189ZM189 96H188V98H189ZM42 97V98H43ZM61 97H63V96H61ZM80 95H76V97L75 98H77V99H79L80 100ZM83 97V98H82ZM86 98L88 97V96H85ZM84 97V94L82 93L81 94V101H83L82 102V105H83V103H85L84 102V99H86ZM102 97H103V95H102ZM104 97H105V95H104ZM142 97H144V96H142ZM162 97H163V95L161 96V98H160V95H159V98L161 99L160 101H158L159 100V98H158V94L156 95V93H155V98H157L156 100L158 101V103L159 102H163L162 101ZM183 97V96H182ZM194 97V98H195ZM199 97H197L196 98V101L198 100V98ZM220 97H222V95H220ZM89 98H90V96H89ZM90 98V99H91ZM97 98V99H96ZM148 98V97H147ZM185 98H186V96H185ZM194 98H193V100H194ZM207 98H209L208 96H207ZM213 98V97H212ZM71 99H69V100H71ZM101 99V98H100ZM104 99V98H103ZM173 99H170V102H172L171 100H173ZM202 100H203V98H201ZM214 99V100H215ZM42 101H44L43 99H41ZM41 100H39V101H41ZM54 100V99H53ZM56 100V99H55ZM62 100H63V98H62ZM61 100V101H62ZM154 100V98L152 97V100L151 101H153ZM169 99H167V101H168ZM193 100H192V104H193ZM200 100V99H199ZM210 100V99H209ZM36 101H37V99H36ZM73 101V100H72ZM75 101V100H74ZM77 101V100H76ZM85 101H88L87 99L85 100ZM103 100H101V102H102ZM141 101H143V103H145V101L144 100H142L141 99ZM188 101V100H187ZM207 101V100H206ZM205 101V102H206ZM220 101H221V99H220ZM99 102V100L97 101V103ZM108 102V101H107ZM138 101H136V103H137ZM35 103V102H34ZM34 103H33V105H34ZM46 103V102H45ZM50 103H52L51 101L50 102H48V106H47V108L48 109H50V111H47V112H50V113H52V111H51V109L54 111V103H53V105H51L50 106ZM56 103V102H55ZM59 103V102H58ZM100 103V102H99ZM124 103H126V102H124ZM157 103V102H156ZM197 103V104H196ZM200 104H201V101L199 102ZM210 103V102H209ZM215 103H217V101L215 102ZM42 104V103H41ZM44 104V103H43ZM42 104V105H43ZM60 104V103H59ZM70 104H71V102H70ZM73 104V103H72ZM77 104H79L78 102H76V106H77ZM106 104V103H105ZM138 104H139V102H138ZM146 104H148V103H146ZM160 104V103H159ZM174 104H175V102H174ZM173 104V105H174ZM188 104H189V102H188ZM196 106L198 105V102H195L194 103ZM206 104H207V102H206ZM35 105H37V103L35 104ZM33 106V107H36V106ZM46 105H47V103H46ZM61 105V104H60ZM86 105H88L87 103H86ZM98 105V104H97ZM119 105V104H118ZM142 105V104H141ZM151 105V104H150ZM154 104H152L151 106H149V107H151L152 108V106H153ZM173 105H171V106H173ZM190 105V104H189ZM189 105H187L188 107H189V110H193L194 108H190V106ZM204 105V104H203ZM38 106H41L40 104H38ZM62 106V105H61ZM102 106H104V104H102ZM139 106H140V104H139ZM138 105H137V107H139ZM145 106V104L143 105V107ZM208 106V105H207ZM210 106H212V103H211V105ZM209 106V107H210ZM215 106V105H214ZM214 106H212V108L214 107ZM45 107V106H44ZM52 107V108H51ZM63 107V106H62ZM61 107V108H62ZM71 107H74L75 108V106H71ZM79 107H81L80 105H79ZM78 107V108H79ZM83 107H86V106H83ZM88 107V106H87ZM106 107V106H105ZM108 107V106H107ZM121 107H122V104H121ZM146 107H148V105L147 106H145L144 108H143V110L146 108ZM180 107V106H179ZM184 107V106H183ZM202 107V106H201ZM217 107H215L214 109L216 110V108ZM47 108H45L46 110H47ZM77 108V107H76ZM75 108V109H76ZM89 108V107H88ZM120 108V107H119ZM127 108V107H126ZM140 108H142V107H140ZM175 108H177L176 106L174 107V109ZM185 108H187V107H185ZM198 109H199V107H197ZM208 108V107H207ZM43 109V108H42ZM45 109L43 110V113L45 112ZM56 109L57 108H55V116H56V114L59 112V113H64V115H62V114H58L60 117H58V116H56V118H55V116H53L54 118H55V120L57 119L58 120V123H57V125H54V128H55V126H57V130H59V131H65V133H63L62 132V134L61 133H57V135L59 134H61V138L59 137V136H56V137H58L59 138V144L61 143V145L63 146H60L62 149V152H60L61 154H60V156H61V158H60V156H59V158H58V161L60 160V162H58V161H56L59 165H60V163L61 162H64V158L63 157H65L66 155V157H70V158H65V162H64V164H63V166L62 165H60V167L61 168H56V167H58V166H56L55 168L56 169H52L50 172L49 171H47V170H45L44 169V167H43V169L45 170V171H47V172H49V173H52L54 176H51V177H56L57 179H61V180H63V181H67L68 180V183L66 182L65 184H68V186H66V188H64V189H69V188H71L70 189V191H72L71 192V194H73L74 196L76 195L77 196V199L79 198V197H86V196H90L91 198H93L92 196H93V194H95V191H97V193L99 192V195L101 194L102 196H105V198L106 197H108V198H106V199H103L104 197H101V196H99V197H101V199H103V202L105 203V204H103V205H105L106 206V209L105 208H103V209H105L106 210V212H107V216H105L104 217V222H101L100 220H102L103 218H102V215L100 216V209H99V217H101L100 218V220L98 221V217L96 216V219H94L93 220V222L92 223H85V222H83V221H81V220H83L82 218H80V216H76V217H74L75 216V214H74V210L75 209H77V205H75V207L76 208H70V207H73V204H78L76 201H74V203H69V205L68 204H66L67 206H69V208L67 207V209L69 210V212L70 211H72L73 212V215L74 216H72L71 218H69L70 216H68V218L67 217H65V215H61L62 216V218L63 217H65L66 219H61V216H60V221H56V219H55V221L56 222H53V224H51V222H49V224L48 225H50L51 224V226L53 225V227H52V231H50L51 232V237L52 238H50V236H49V238L51 239V240H48V241H51L52 242V239H54V244H56L57 243V240H58V242L60 241V243H61V241L63 242V244H64V239H68V237H69V239H71V242H74L75 244H77V245H80V246H82V247H79V248H77V246H76V248H75V251H76V249H80V248H82V249H80L79 250V253L78 254H72V255H74V256H67L65 253H63V251H65V250H62V252H61V254H58V255H56V253H54L55 255H53V253H52V255L53 256H51L50 258H49V256L48 257H44L41 253V255L40 256H43V258L46 260H48V261H46L47 263L46 264H116L117 262H118V264H135L134 263V261L135 260H133V258L135 257V252H138L139 251V253H138V256L137 257H143V255H145V256H147V253H148V250H149V248H153V246L154 245H156V247L157 246H159L158 247V249L160 248L161 250H163V251H161L162 252V255H164L165 253H169L170 252V250H174V253L175 254H173V252H172V254L174 255V257H172V258H169V257H167V256H171V253H169L167 256H166V254H165V256H162L163 257V259H164V257H167V258H165L164 260H166V259H168L169 258V260L165 263V262H163V260H161V257H160V250L158 251V252H160V253H158L157 252V248L156 247H154L153 249H150V251L151 250H153L154 251V249L156 248L157 250H155V252L152 254V255H150L151 256V258L152 257H154V259L156 260V263L158 264L159 263V261H160V263L162 262V264L163 263H165V264H200V263H198V262H190L191 261V257L192 256H195V259H196V261L198 260L197 258L198 257H200V256H198L197 255V253H198V251H199V249L197 250V251H195V249H196V247H198L197 245L198 244H192V243H190L191 242V240L192 239H188L189 237H185V239H183L184 238V234L186 235V233H184V234H179V238H178V236L174 233L175 231H170V234L171 235H168L169 234V231L168 230H164L163 229V231H164V234L165 233H167V231H168V234L166 235L165 234V236H163L164 234H161L160 232H158L159 231V228H157L158 226H159V224H161L160 223V221L158 220V218L157 217H161L162 219L164 218V221L165 220H167L166 218L167 217H170V213L172 214L173 213V208L172 209H170V207L168 206V203H167V207H169V210H173L172 212L171 211H169L168 210V208H166V207H164L166 204H162V205H164V206H162L161 205V203L160 204H158L157 203V200L155 199V198H153V197H155V194L157 195V193L155 192V191H157L158 189H159V187H158V189L157 188H155L154 186H156L157 184H156V179H157V176H158V180H157V182H159L160 181V171H158V170H161V171H163V169H161V167L163 168V165L164 166H166V164H167V162L165 163V164H163V165H161V167H160V163L162 164V160L161 159H157L160 163H157L158 161H156L155 163L156 164H153V163H150L151 164V167H152V164L153 165H158L159 167H157L158 168V170H155L156 169V167H154L153 169L152 168H150V166L149 165H147V168L145 169V167L144 166H146V164H147V162H145L146 164L145 165H142L144 168H142L141 169V166H138L139 168H140V170L142 171L143 169H145L144 170V172L146 173H149V175L150 176H148V174H145V173H143V171H142V173H143V177H144V174L145 175H147V177L146 178H142V180H141V178H140V182H139V180L136 182L135 181V183H139L140 185H138V187L137 186H133L134 188L135 187H137V188H131V189H129V188H127V186L125 187L126 188V191L124 190V189H121L122 190V192H120V193H124V191L125 192H132V195L131 196H135V198L134 197H132L133 199H135L134 200V202L133 201H130L129 202V205H124L125 207H127V210H126V208L125 207H123L124 209H125V211H127L128 212V214H127V216H125L126 218L125 219H127V220H125L123 217V215L121 216V217H119V218H121V222L124 220V221H126V223H127V221H129L128 223H130V221L131 222H136L135 220V218H139L140 219V217H141V220H139V222L141 223V221L143 222V224H144V219H145V221L147 220V222H148V218H150V219H152L153 217H155V219L157 218V221H159V223H157V224H153V225H149V229H152L153 228V226H154V228H155V226H157L156 228H157V230H147V231H145V229H144V231L142 232H139V237H137V238H135L136 237V232H135V234L133 233L134 232V230H133V232H130L131 234L133 233V235H135L134 236V238L136 239V241H135V239H133L134 241V244H136V246H134L135 248H132V250L133 249H135V252H131L132 250H129V249H126V248H124V249H120L121 251H119V253L117 254V256H115V257H117L118 259L116 260V258H113V256H112V258L113 259H110L109 257L110 256H108L110 253L108 252V248H110L112 245L111 244H109V242H108V240H110V238H108V240H107V242L108 243H104V244H101V241H100V243H99V241L98 240H93V238H94V236L95 237H97L96 235L98 234V233H96V231H104V233L109 229V231H111V232H113L112 231V229L114 228H112L111 226H116V225H111L110 226V224H111V222L112 221H114V220H111V222L109 223V221L110 220H108L109 219V215H111L110 214V211H112L111 213H117L118 211H122V209L120 208V206H121V203H119L120 205H117V204H115V203H111L110 204V202H111V200H113V197L116 195V194H118L119 193V191H117L116 193H115V190H113L114 189V185H113V177H112V175L114 174V175H117V177H118V179H123L122 181L124 182V184H125V182L127 183V181L129 182V178H130V176H132V175H130V176H128V173L130 172V174H131V170L133 169V170H135L136 168H137V166L135 167V166H133V165H131L130 166V163L127 161H124V158H122V156H123V154L125 155V153L126 152H124V153H121L122 155L120 156V150L125 146L127 149L129 148V146L131 145L130 143V145L127 147L126 145H127V141L125 142V143H123V141H119L120 143L122 142L123 144H121V145H124V144H126V145H124L123 147H120V146H118L119 145V143H118V140H117V144L115 143V140H114V138H117L116 136L117 135H114L115 137L113 138L111 135H112V133H115L114 131H116V133L117 132H119V131H121V128L123 127V128H125V130L127 129L125 126H124V124H126V123H128V121H129V119L127 120V118H129V114H127L126 116H127V118H126V116H125V114L127 113V110L125 111L126 113L123 115V111L124 110H122L121 112H122V118L125 116V122L124 121H122V123H120V121L118 122L117 121V119H116V121L118 122H116L117 123V126H116V128L114 129V128H110V127H113V126H115L114 124L113 125H109V123L111 122V118L109 117V112H108V118H110L109 120H106V121H110L107 125H109L110 127L108 128H106V129H108L107 130V132H105V130H104V128L102 129L101 127H98V126H100V124L98 125V119H97V125H95V127H94V129H93V131H91L92 132V134H91V137L95 140L96 138H94L93 137V134L95 133H97V132H94V131H96V129L98 128V130H100V132H101V130H104V132L102 133L103 134V136L105 135V133H107V134H109V136H108V147H110L111 145L113 146H115V148L116 149H114L113 147H112V149H114V152H116V153H113L112 154V152L110 153V152H107V151H109L110 149H107L105 146V144H104V142L105 141H103V143H101V144H99V151H97V152H95L94 153V151L92 152V153H90L89 151H91L90 149H91V147H89L90 149H88L87 147H85V145L86 144H88L89 143V145L91 146V143L90 142H88V141H90V140H92L93 141V139H91V137H88V135L87 136H85V130H83L82 128L80 129L79 128V125H80V123H76L77 124V128L75 129V130H77V129H79V131H78V133H80V132H82V134L80 135L79 134V136H75V138H74V135H73V138L74 139H80V140H77V142L78 143H76L75 144V141H73V142H71L72 140H73V138H71L72 137V135L70 136V142L68 143V140H66V143H65V135H66V133H70V134H73L72 133V131H71V129L73 128V126L74 125H72V124H75L74 122L75 121H73V123H72V121H71V117H69L68 115L69 114H67V113H69L68 112V110H67V108L64 106L63 107V111H62V109L61 110H59L58 111V109H57V112H56ZM59 109H60V106H59ZM69 109V108H68ZM84 109V108H83ZM93 109H94V107H93ZM98 109H101V107L100 108H98ZM107 109H109V108H107ZM122 109H123V107H122ZM129 109V108H128ZM204 109H205V106H204ZM213 109V110H214ZM218 109H219V107H218ZM77 110V109H76ZM88 110V109H87ZM95 110H97L96 108H95ZM94 110V111H95ZM104 110V109H103ZM103 110H101L102 111V113H103ZM113 111H114V109H112ZM117 110V109H116ZM173 110V109H172ZM176 110V109H175ZM178 110V109H177ZM177 110H176V112H177ZM183 110V109H182ZM208 110V109H207ZM210 110V109H209ZM60 111H62V112H60ZM67 111V112H66ZM69 111H71L70 109H69ZM91 111H93V110H91ZM100 111V110H99ZM105 111V110H104ZM118 111H120V110H118ZM131 111V110H130ZM186 111H187V109H186ZM194 111V110H193ZM200 112H201V110H199ZM217 111V110H216ZM71 112H73V111H71ZM112 112V111H111ZM175 111H173L172 113H174ZM175 112V113H176ZM182 112V111H181ZM198 112V111H197ZM210 112H211V110H210ZM258 112V113H257ZM66 113V114H65ZM81 113V112H80ZM95 113V112H94ZM96 113H97V111H96ZM101 113V112H100ZM116 113H117V111H116ZM120 113V112H119ZM129 113V112H128ZM146 113V112H145ZM171 113V114H172ZM174 113V115H176ZM187 113V112H186ZM201 113H204V112H201ZM207 113V112H206ZM208 113H209V111H208ZM213 113V112H212ZM214 113H215V111H214ZM46 114V113H45ZM83 114H85V116H88V115H86L87 114V112H85V113H83ZM91 114H93V113H91ZM98 114V113H97ZM107 114V113H106ZM111 114V113H110ZM114 114V113H113ZM183 114H185V113H183ZM189 114H191V113H189ZM262 114H263V112H262ZM48 115V114H47ZM67 115V116H66ZM73 115L74 114H72V117H73ZM101 115V114H100ZM99 115V117H102V116H100ZM103 115V114H102ZM118 115V114H117ZM187 115H188V113H187ZM208 115V114H207ZM212 115H214V114H212ZM43 116H45V115H43ZM49 116V115H48ZM79 116H81L80 114H79ZM84 115H82L81 117H83ZM84 116V117H85ZM113 116V115H112ZM111 116V117H112ZM130 116H131V114H130ZM262 117H264V114L263 115H261ZM52 117V116H51ZM58 117V118H57ZM63 117H65L66 119H64ZM76 117V116H75ZM80 117V118H81ZM94 117H95V115H94ZM97 117H98V115H97ZM106 117H107V115H106ZM119 117V116H118ZM178 117V116H177ZM182 117V116H181ZM184 117V116H183ZM187 117H189V116H187ZM49 118V117H48ZM60 118V119H59ZM63 118V119H62ZM79 118V117H78ZM113 118V117H112ZM185 118V117H184ZM52 120V118H49V121H51ZM61 119H62V121H61ZM76 119V118H75ZM74 119V120H75ZM95 119V120H96ZM100 119V118H99ZM114 119V118H113ZM178 119V118H177ZM186 119H188V118H186ZM216 119V120H215ZM251 119H253V118H251ZM255 119H256V117H255ZM56 120V121H57ZM73 120V119H72ZM85 120V119H84ZM101 120V119H100ZM123 120H124V118H123ZM179 120V119H178ZM177 120V122H179ZM209 120V121H208ZM214 121L213 123H211L212 121ZM258 121L260 120H262V119H257ZM53 121H54V119H53ZM60 121H61V124H62V126L64 125V126H68V123H71V126L72 127H70L69 128V126H70V124H69V126L68 127H64V128H62V126L60 125ZM66 121L68 122V123H66ZM77 121V120H76ZM79 121H80V119H79ZM115 121V120H114ZM113 121V122H114ZM182 121V122H183ZM248 121V120H247ZM253 121V120H252ZM257 121V122H258ZM264 121V120H263ZM63 122V123H62ZM65 122V123H64ZM84 122V121H83ZM102 122V121H101ZM181 122V121H180ZM181 122V123H182ZM249 122V124H250V122L251 121H248ZM247 122V123H248ZM256 122V123H257ZM103 123V127H104V122H102ZM122 124L121 126H120V124ZM193 123V122H192ZM261 123V125H263L262 124V122H259L258 124H260ZM53 124H55V123H53ZM86 123H81V125H85ZM111 124V123H110ZM119 124V125H118ZM129 124H131V123H129ZM81 125H80V127H81ZM106 125V124H105ZM106 125V126H107ZM211 125H213L214 127H212ZM256 125V124H255ZM121 128H120V127ZM181 126V125H180ZM211 126V127H210ZM247 126V125H246ZM252 126V125H251ZM53 127V126H52ZM60 127V128H59ZM76 127V126H75ZM131 127V126H130ZM257 127V126H256ZM259 127H260V125H259ZM262 127V126H261ZM260 127V128H261ZM48 128H49V126H48ZM47 128V129H48ZM63 130H62V129ZM67 128V129H66ZM100 128V129H99ZM180 128V127H179ZM194 128V127H193ZM196 128V127H195ZM263 128V127H262ZM86 129V128H85ZM133 129H134V127H133ZM165 129V128H164ZM167 129V128H166ZM176 129V128H175ZM242 131H241V130ZM252 129V128H251ZM49 130V129H48ZM55 130H56V128H55ZM74 130V131H75ZM80 130H82V131H80ZM122 130H124V129H122ZM184 130V129H183ZM194 130H196V129H194ZM250 130V129H249ZM252 130H254V128L252 129ZM68 131V132H67ZM89 130H87L86 132H88ZM177 131V130H176ZM182 131V130H181ZM185 131V132H186ZM210 131V130H209ZM130 132H132V131H130ZM134 132V131H133ZM203 132V133H204ZM215 132V133H216ZM241 132V133H240ZM246 132H247V134H246ZM54 133V132H53ZM53 133H52V131L50 132V134L51 135H53ZM84 133V134H83ZM89 133V132H88ZM122 133V132H121ZM125 133V132H124ZM128 132L126 131V134H127ZM179 133H180V130H179ZM178 133V134H179ZM184 133V132H183ZM191 133V134H190ZM212 133V135H213V133L214 132H211ZM236 133V134H235ZM242 133H244L243 135H242ZM252 133V132H251ZM250 133V134H251ZM47 134L49 135V133L47 132ZM63 134H65V135H63ZM77 134V133H76ZM90 134V133H89ZM94 134V135H95ZM97 134H101V133H97ZM101 134V135H102ZM106 134V135H107ZM134 133H132V135L130 136L131 138L132 137H134V135L136 136V130H135V134L133 135ZM185 134V133H184ZM207 134H208V132H207ZM206 134V135H207ZM235 134V135H234ZM237 134H238V136H237ZM241 134V136H239ZM262 134V133H261ZM261 134L259 135V136H261ZM55 135L56 134H54V138H55ZM128 135H130L129 133H128ZM181 134H179V136H180ZM188 135L190 136V137H188ZM212 135H211V138H213L212 137ZM225 135H226V137H225ZM62 136H64L63 138H62ZM68 136H69V134H68ZM98 136V135H97ZM113 138H111V137ZM138 136V135H137ZM210 136V135H209ZM232 136H234V137H232ZM236 136H237V138H236ZM244 136V138L243 139H246V137ZM264 136V135H263ZM79 137V138H78ZM81 137V138H80ZM187 137V138H186ZM205 137H207V136H205ZM221 137H223L222 139H221ZM89 138V139H88ZM118 138H120V137H118ZM124 138V137H123ZM127 138H129V137H127ZM136 138V140H137V137H135ZM138 138H139V136H138ZM193 138H195V137H193ZM208 138V137H207ZM232 138H234V139H232ZM242 138V137H241ZM241 138H239L238 140H241ZM248 138V137H247ZM263 138V137H262ZM50 139V138H49ZM67 139H69L68 137H67ZM187 139V140H186ZM202 139V140H203ZM243 139H242V141H243ZM254 139V138H253ZM264 139V138H263ZM5 140V139H4ZM3 140V141H4ZM51 140V139H50ZM55 140H57V139H55ZM97 140V139H96ZM102 140V139H101ZM100 140V141H101ZM107 140V139H106ZM111 140V141H110ZM121 140V139H120ZM124 140V139H123ZM132 140V139H131ZM136 140L134 139V141L136 142ZM195 140V139H194ZM203 140V141H204ZM247 141H248V139H246ZM245 140V143L247 142ZM251 140H252V138H251ZM7 141V140H6ZM51 141H53V140H51ZM50 141V142H51ZM91 141V142H92ZM99 141V140H98ZM99 141V142H100ZM125 141V140H124ZM133 141V140H132ZM211 141V142H212ZM228 141L230 142V143H228ZM2 142V141H1ZM66 144V145H68L69 144V146L67 147L66 145H65V147H64V144ZM102 142V141H101ZM107 142V141H106ZM109 142H111V144H109ZM199 142H200V144H199ZM211 142H210V146H212L213 147V142H212V145H211ZM235 142H237L238 143V141H235ZM240 142V141H239ZM253 142V141H252ZM3 144L5 143V141L4 142H2ZM56 143V142H55ZM58 143V142H57ZM94 143V142H93ZM181 143V144H182ZM3 144H1L0 143V145H3ZM51 144V143H50ZM72 144H74V148L75 147H77L76 149H72V147L71 146H73ZM230 144V145H231ZM236 144V143H235ZM243 144V143H242ZM241 144V145H242ZM249 144V143H248ZM250 144H251V142H250ZM71 145V146H70ZM132 145H134L135 146V144L133 143ZM132 145L130 146V149L132 148ZM217 145V146H216ZM239 145V144H238ZM244 146H245V144H243ZM50 146V145H49ZM94 146H96L97 147V145H94ZM134 146H133V148H134ZM209 146V147H210ZM227 147L228 145H224V147ZM234 146V145H233ZM235 146H237V145H235ZM246 146H247V144H246ZM257 146V145H256ZM7 147V146H6ZM30 147H31V145H30ZM66 147L69 149V148H71V151L72 150H74V154H72V156H70V154L72 153L70 150H68V149H66ZM95 147V148H96ZM124 147V148H125ZM141 147V146H140ZM238 147V146H237ZM253 147V146H252ZM26 148H29V147H26ZM87 148V149H86ZM95 148H93V149H95ZM123 148V149H124ZM125 148V149H126ZM136 148V147H135ZM143 148V147H142ZM220 148V147H219ZM219 148H217V149H219ZM228 148V147H227ZM226 148V151L224 152L225 154L228 152L227 150L228 149H230L231 148V146H229V148L227 149ZM236 148V147H235ZM239 148V147H238ZM243 148V149H242ZM86 149V150H85ZM129 149V150H130ZM145 149V148H144ZM153 149V148H152ZM210 149H212L211 147H210ZM222 148H220V150H221ZM223 149H225V148H223ZM223 149L221 150V151H223ZM250 149V150H249ZM26 150V149H25ZM34 150V149H33ZM35 150H37V149H35ZM50 150H51V148H50ZM54 150V149H53ZM59 150V149H58ZM60 150V151H61ZM84 151V152H82V151ZM88 150V151H87ZM139 150V149H138ZM243 150V151H242ZM248 150H249V152H248ZM13 151V150H12ZM12 151H11V153H12ZM31 151V150H30ZM47 151H49V150H47ZM46 151V152H47ZM52 151V150H51ZM55 151H57L56 149H55ZM54 151V152H55ZM64 151H66L65 153H63ZM67 151H70V152H67ZM86 151L87 152H89V153H87L86 154ZM122 151H124V150H122ZM127 151V150H126ZM133 150L131 149L130 150V152H132ZM146 152H147V150H145ZM212 151V150H211ZM216 151V148L214 149V151H213V153H217V151ZM219 151V150H218ZM220 151V153H223V152H221ZM231 151V150H230ZM128 152V151H127ZM130 152H129V154H130ZM139 152H141V151H139ZM145 152V153H146ZM150 152V151H149ZM153 152V151H152ZM152 152H150V153H152ZM155 153H156V151H154ZM237 152H239V151H237ZM236 152V153H237ZM27 153H28V150H27ZM33 153H36V151L35 152H33ZM48 153V152H47ZM50 153H53V152H50ZM63 153V154H62ZM96 154L97 153V155H95L96 157L98 156V155H100L101 157H106V159H108L107 160V162H108V165L107 164H105V162H103V165H107L106 167H108L109 166V164L111 165V167L109 166V168H110V170H109V168H106V169H102L100 172H98V173H96L94 170H96L95 169V167L96 166H94V165H96V161L95 160H97V159H99L100 158V156H99V158L97 157H95L94 156V154ZM108 153H110V154H108ZM134 153V152H133ZM149 153V155H150V157L152 156L151 154ZM230 153V152H229ZM253 153V152H252ZM13 154V153H12ZM17 154H18V152L16 153V157H12L11 158V160L12 161H10V163H11V165H10V167H7V166H9L8 164H9V162L7 163V166H6V164H5V166L4 167H7L6 169H8L7 171H6V169H5V171H6V173L8 174V178L7 177H5L4 175H6L7 176V174L5 173L4 175H3V173L0 175V180L2 181L3 179H5V180H7L8 179V181L9 182H12L13 180H15L14 178H16L15 176H18L17 174H18V172H17V170H18V164L17 163H21L22 162V160H21V162H20V160H19V158L17 157ZM20 154V153H19ZM26 154V153H25ZM24 154V155H25ZM31 154V153H30ZM59 155V153L58 152H56V155ZM65 154V155H64ZM89 154V155H88ZM93 156H92V155ZM128 154V153H127ZM126 154V155H127ZM141 154V153H140ZM142 154H143V152H142ZM157 154V153H156ZM155 154V155H156ZM160 154V153H159ZM232 154H233V152H232ZM239 154V153H238ZM11 155V154H10ZM26 155H28V154H26ZM33 155V154H32ZM53 155V154H52ZM64 155V156H63ZM137 155V154H136ZM139 155V154H138ZM137 155V156H138ZM148 155V156H149ZM173 156H174V154H172ZM217 154H215L213 157H218V156H216ZM222 155H224V154H222ZM226 155H229V154H226ZM226 155H224L223 157V159H225V157L227 158L228 156H226ZM231 155V154H230ZM242 155V156H243ZM43 156V155H42ZM50 156V155H49ZM89 156H91L93 159V162H92V164H94L93 165V167H94V169L92 168V164H91V170L90 169H86V167H85V169L87 170V174H86V170L84 169H82V165L83 164H85L86 162L88 163V158H89ZM129 156H131V154L129 155ZM129 156H126V157H129ZM158 156V155H157ZM159 156H161V155H159ZM171 156V155H170ZM178 156V157H177ZM219 156H220V154H219ZM237 156V155H236ZM9 157V156H8ZM20 157V156H19ZM26 157H28L27 159L28 160H30V162H32L31 161V157L28 155V156H26ZM56 157V156H55ZM71 157H73V159L71 158ZM136 157V156H135ZM139 157V156H138ZM154 156H152V158H153ZM200 158V159H198V158ZM231 157H232V155H231ZM238 157H239V155H238ZM238 157H237V159H238ZM241 157V156H240ZM239 157V158H240ZM21 158V157H20ZM22 158H24V157H22ZM21 158V159H22ZM45 158V157H44ZM44 158H42V159H44ZM47 156H46V160H47ZM142 157H140V160L141 161H143L142 159H141ZM146 158V157H145ZM144 158V159H145ZM159 158H161V157H159ZM219 158V157H218ZM26 159V160H27ZM37 159V158H36ZM90 159V158H89ZM102 159H104V158H102ZM126 159V158H125ZM128 159H131L132 160V157L130 158H128ZM134 159V158H133ZM135 159H137V157L135 158ZM163 159V158H162ZM174 159V158H173ZM197 159V160H196ZM242 159V158H241ZM9 160V159H8ZM25 160V161H26ZM38 160H40L39 158H38ZM53 160H54V156H53ZM52 160V161H53ZM91 160V159H90ZM105 160V159H104ZM137 160H139V159H137ZM149 160H151V158L149 159ZM171 160H172V158H171ZM170 160V161H171ZM195 160H196V162L198 161V163L200 162V167L196 164V162H195ZM218 160V161H217ZM25 161H23V162H25ZM34 161V160H33ZM95 161V162H94ZM103 160H101L99 163L100 164H102L101 162H102ZM133 161H135V162H137V165H138V163H139V161H136V160H133ZM140 161V162H141ZM145 161V160H144ZM147 161H148V159H147ZM173 161V162H174ZM6 162V161H5ZM22 162V163H23ZM27 162H29V161H27ZM37 162V161H36ZM90 162V161H89ZM152 162V161H151ZM195 162V163H194ZM41 163V162H40ZM54 163L55 162H53V165H54ZM91 163V162H90ZM90 163H89V165H90ZM97 163H98V161H97ZM129 163V164H128ZM164 163V162H163ZM226 164V166H228V168L230 169V170H228L227 168H226V166L224 165V164ZM24 164H27V163H24ZM23 164V165H24ZM43 164V163H42ZM143 164V163H142ZM193 164H195L196 166H198V169H199V171L196 169V173H200V176L198 175V177H197V175H196V173H192V171H191V169L193 168ZM31 165V164H30ZM29 165V166H30ZM45 165H47V164H45ZM52 165V166H53ZM88 165V164H87ZM135 165V164H134ZM140 165V164H139ZM170 165V164H169ZM172 165V164H171ZM20 166H22V165H20ZM43 166V165H42ZM49 166V165H48ZM55 166V165H54ZM53 166V167H54ZM84 166H86V164L84 165ZM83 166V167H84ZM168 166V165H167ZM178 166V165H177ZM181 166H184V164L182 163L181 164ZM223 166H225L224 168L225 169H227V172H228V177H227V174H226V176H224L223 175V173L226 171H224L223 169ZM24 167V166H23ZM32 167H33V165H32ZM34 167H35V165H34ZM41 167V166H40ZM63 167V168H62ZM78 167H81L80 168V170H82V173L83 174H80L81 176H82V179H81V177L80 176H78L79 174V168ZM88 167V166H87ZM135 167V168H134ZM148 167L150 168V171L148 172L147 171V169H148ZM176 167V166H175ZM195 167V166H194ZM37 168V167H36ZM34 169L35 170V172H36V170L37 169ZM97 168V170H98V167H96ZM103 168H105V166H103ZM138 168V169H139ZM160 168V169H159ZM166 167H164V169H165ZM196 168V167H195ZM195 168H193V169H195ZM223 168V169H222ZM22 169V168H21ZM21 169H19V170H21ZM25 170L27 169V171H28V169L29 168H24ZM38 169H39V166H38ZM78 169V170H77ZM93 169V170H92ZM151 169H152V171H151ZM168 169V168H167ZM167 169H165L166 171H167ZM173 169V168H172ZM190 169V170H189ZM44 170H43V172H44ZM92 173V172H94V174L96 173V175H93V174H90L89 173V171ZM109 170V171H108ZM169 170H170V168H169ZM224 172H223V171ZM30 171V170H29ZM33 170H31V172H32ZM39 171H40V169H39ZM85 171V172H84ZM137 171V170H136ZM170 171H172V170H170ZM186 171H189V172H187V173H185ZM195 171V170H194ZM193 171V172H194ZM35 172H32L33 174L35 173ZM76 172H78V173H76ZM138 172V171H137ZM140 172V171H139ZM160 172V173H159ZM169 172V171H168ZM26 173H28V172H26ZM25 173V174H26ZM42 173V172H41ZM46 173V172H45ZM44 173V174H45ZM84 173L86 174V175H84ZM134 173H136L135 171H134ZM162 173H165L164 171L162 172ZM174 173H172L173 175H174ZM21 174V171H20V173H19V175ZM23 174V173H22ZM24 174V175H25ZM76 174H78L77 176H76ZM112 174V175H111ZM139 174H141V173H139ZM159 174V175H158ZM166 174H167V172H166ZM168 174H170V173H168ZM167 174V176H168V178L171 176V175H168ZM184 174H185V176H184ZM194 174H195V176H194ZM27 175V174H26ZM26 175H25V179L26 178H29V177H26ZM34 175H36V173L34 174ZM38 175V174H37ZM136 175L137 174H134L133 175V177H132V179L130 180L131 181V184L133 185L134 184V182H133V178H134V176L136 177ZM174 175V176H175ZM2 176V177H1ZM39 176H41V174L39 175ZM43 176V175H42ZM46 176V175H45ZM86 176V177H85ZM184 176V177H183ZM21 177V176H20ZM46 177H50V175L49 176H46ZM83 177H85V178H83ZM129 177V178H128ZM138 177V176H137ZM139 177H141V176H139ZM162 177H165V176H162ZM200 177V181H199V178ZM3 178V179H2ZM19 178V177H18ZM24 177H22V179H23ZM35 178V177H34ZM126 178H128V179H126ZM160 178V179H159ZM21 179V180H22ZM39 179V178H38ZM51 179V178H50ZM114 179H116V177L114 178ZM117 179V180H118ZM124 179H126V181L124 180ZM135 179H138V178H134V180ZM164 179H167V178H164ZM169 179V180H170ZM202 179V180H201ZM116 180V181H117ZM162 180V179H161ZM168 180V179H167ZM167 180L165 181V183L167 182ZM189 180H188V183H190L189 182ZM7 181V183H9ZM16 181H17V179H16ZM16 181H13L14 183L16 182ZM29 181V180H28ZM55 181V180H54ZM87 181H91L92 182V184L91 183H89V184H91L92 185V187L90 188L89 186V189H88V187L85 185L86 184V182ZM171 181H168V183L169 182H171ZM176 181V182H177ZM186 181V180H185ZM197 181H199V182H197ZM2 182H4V180L2 181ZM2 182H0V184H2V186H4V187H6V189H9L7 186H6V182H5V184L4 183H2ZM12 182V183H13ZM19 182H20V178H19ZM24 182V181H23ZM38 182V181H37ZM50 182V181H49ZM61 182V181H60ZM118 182V181H117ZM123 182H121V183H123ZM160 182H162V181H160ZM164 182V181H163ZM22 183V182H21ZM21 183H19L20 185H21ZM34 184H35V182H33ZM46 183H47V181H46ZM54 183V182H53ZM56 183H58V180L56 181ZM71 183V184H70ZM173 183V182H172ZM181 183V185H183L181 188H183V192H185L184 190H185V188H186V193L188 192V191H191V190H188L187 191V186L189 187V184L187 185L186 183H182V182H180ZM179 183V184H180ZM207 183V184H208ZM4 184V185H3ZM11 184V183H10ZM16 184H18V183H15L14 184V186H17L18 187V185H16ZM22 184H24V183H22ZM28 184V183H27ZM26 184V185H27ZM41 184V183H40ZM40 184H38V185H40ZM65 184H64V186H65ZM117 184V183H116ZM119 184V183H118ZM118 184L117 185H115V187L116 186H118ZM156 184V185H155ZM159 184V183H158ZM179 184H177V186L179 185ZM191 184V183H190ZM206 184V185H207ZM208 184V185H209ZM20 185H19V187H20ZM45 185V184H44ZM60 185H62V183L60 184ZM59 185V186H60ZM70 185V186H69ZM123 185V184H122ZM122 185H120L121 186V188H122ZM126 185V184H125ZM127 185H128V183H127ZM129 185H130V183H129ZM128 185V187H130ZM160 185H163V183L161 184L160 183ZM170 186H172V184H169ZM174 185H175V183H174ZM10 186V185H9ZM11 186H13V184L11 185ZM24 186V185H23ZM31 186H33V185H31ZM36 186V185H35ZM34 186V187H35ZM58 186V187H59ZM158 186V185H157ZM165 186V185H164ZM167 187H168V185H166ZM203 186V185H202ZM201 186V187H202ZM210 186V185H209ZM210 186V187H211ZM4 187H1L0 188V193H1V191H2V189H4ZM16 187V188H17ZM18 187V188H19ZM47 187V186H46ZM45 186H44V188H46ZM58 187H57V189H58ZM61 187V186H60ZM69 187V188H68ZM94 187H95V189H94ZM112 187H113V189H112ZM124 187V186H123ZM174 188H175V186H173ZM173 187H169V189H172ZM180 187V186H179ZM177 188V189H180V188ZM200 187V186H199ZM24 188V187H23ZM33 188V187H32ZM36 188V187H35ZM51 188V191H52V187H50ZM62 189H63V187H61ZM162 188V187H161ZM190 188H188V189H190ZM202 188H204V186L202 187ZM202 188H200V189H202ZM206 188V187H205ZM6 189L5 190H3L4 192L6 191ZM20 189V188H19ZM19 189H17V190H19ZM25 189V188H24ZM28 189V188H27ZM40 189V188H39ZM49 189V188H48ZM54 189V188H53ZM56 189V190H57ZM116 189H118V188H116ZM134 189V190H133ZM157 189V190H156ZM198 189V188H197ZM16 190V191H17ZM21 190V189H20ZM26 190V189H25ZM29 190V189H28ZM43 190V189H42ZM124 190V191H123ZM160 190H162V189H160ZM164 190H166V191H169L168 190V188L167 189H164ZM174 189H172V191H173ZM206 190V189H205ZM204 190V191H205ZM2 191V195H4V192ZM22 191V190H21ZM29 191H31V190H29ZM28 191V192H29ZM65 191V190H64ZM100 191L101 192H103V194L105 193V195H103L102 193H100ZM172 191H171V193H172ZM177 191V190H176ZM180 190H178V192H179ZM181 191H182V189H181ZM194 191H195V189H194ZM201 191V190H200ZM19 192V191H18ZM26 191H24L23 192V194L25 193ZM159 192V191H158ZM161 192V191H160ZM174 192H175V190H174ZM182 192V193H183ZM191 192H193V190L191 191ZM6 193V192H5ZM13 193V192H12ZM31 193H33V192H31ZM62 193V192H61ZM65 193V192H64ZM67 193V192H66ZM127 193H124V195L123 196H125V194H127ZM169 193V192H168ZM170 193V194H171ZM180 193V192H179ZM179 193H178V196H179ZM185 193V196L186 195H188V194H186ZM197 193H198V191H197ZM202 193V192H201ZM204 193V192H203ZM208 192L206 193V194H209ZM14 194V193H13ZM22 194V193H21ZM69 194H70V192H69ZM130 194V193H129ZM134 194V195H133ZM151 194V198H148L149 196L148 195H150ZM165 194V193H164ZM167 194V193H166ZM2 195H0V196H2ZM17 195V193L15 194V196ZM25 195H26V193H25ZM29 195H30V193H29ZM54 195H56V194H54ZM62 195V194H61ZM67 195H68V193H67ZM121 195V194H120ZM176 195V194H175ZM182 195V194H181ZM180 195V196H181ZM202 195V194H201ZM14 196V197H15ZM27 196V195H26ZM25 196V197H26ZM63 196V195H62ZM73 196V197H74ZM79 196V197H78ZM95 196V195H94ZM128 196V195H127ZM159 196H161V193L159 194ZM167 196H168V194H167ZM172 196V195H171ZM170 196V197H171ZM207 195H206V197H208ZM3 197V196H2ZM2 197H0V198H2ZM18 197H20V196H16L15 198H18ZM25 197H24V195H21V197H20V200H22V199H25ZM54 197V196H53ZM61 197V196H60ZM63 197H65V196H63ZM72 197V196H71ZM72 197V198H73ZM89 197V198H90ZM96 197V196H95ZM156 197H158V196H156ZM162 197L163 196H161V200H164V199H162ZM165 197V196H164ZM189 197V196H188ZM192 197V196H191ZM191 197L189 198V200L191 199ZM195 197H196V195H195ZM195 197H194V199H195ZM198 197V196H197ZM5 198V197H4ZM14 198V199H15ZM27 198V197H26ZM56 197H54V199H55ZM87 198V197H86ZM98 198V197H97ZM110 198H112V199H110ZM123 198V197H122ZM128 198H129V196H128ZM132 198H131V200H132ZM153 198V199H152ZM166 198V197H165ZM168 198V197H167ZM178 198H181V197H178ZM183 198H185V197H183ZM182 198V199H183ZM3 199V198H2ZM10 199V198H9ZM53 199V198H52ZM51 199V200H52ZM67 199V197H65V198H63L62 200H59V201H61V202H59L60 203V205H61V203L63 202V201H65ZM69 199V198H68ZM77 199H75V198H73V200H77ZM80 199V198H79ZM94 199V198H93ZM93 199H89L90 201L89 202H92V200ZM100 199V200H101ZM115 199H116V197H115ZM150 199H152V201L150 200ZM204 199V198H203ZM3 200H5V199H3ZM11 200V199H10ZM27 200H29L30 201V199H27ZM50 200V199H49ZM81 200V199H80ZM84 200V199H83ZM119 200H121V199H119ZM124 200V199H123ZM161 200H160V202H161ZM165 200H167V199H165ZM171 200H172V197H171ZM171 200H167V201H171ZM185 200V199H184ZM189 200H186L187 202L189 201ZM191 200H193V199H191ZM190 200V201H191ZM196 200V199H195ZM206 200V199H205ZM13 201H15V200H13ZM13 201L11 202V203H13ZM16 203H18L19 202V200H17L16 199ZM28 201V202H29ZM54 201H57V205H59L58 204V200H53V203H54ZM78 201V200H77ZM94 201V200H93ZM95 201H96V199H95ZM98 201V200H97ZM97 201L95 202V203H97ZM110 201V202H109ZM175 201V200H174ZM182 201V200H181ZM180 201V202H181ZM7 202V201H6ZM66 202V201H65ZM64 202V203H65ZM71 202H72V200H71ZM76 202V203H75ZM103 202H101V204L103 203ZM117 202H118V199H117ZM125 202V201H124ZM124 202H123V204H124ZM128 202V201H127ZM131 202H133V203H131ZM158 202H159V200H158ZM164 202V201H163ZM172 202H173V200H172ZM177 202V201H176ZM204 202H206V201H204ZM209 202V201H208ZM15 203V204H16ZM22 203V202H21ZM29 203H31V202H29ZM82 203V202H81ZM81 203H79V205L81 204ZM100 203V202H99ZM126 203V202H125ZM181 203H183V202H181ZM181 203H179L180 205L179 206H182L181 205ZM184 203H185V201H184ZM191 203H192V201H191ZM200 203V202H199ZM20 204V203H19ZM26 204H27V202H26ZM52 204V203H51ZM56 204V203H55ZM72 206H71V205ZM189 204L190 203H188V207H189ZM224 204V205H223ZM11 205H14V204H11ZM21 205H24V203H22ZM63 206H65L66 207V205L65 204H62ZM96 205V204H95ZM99 206H100V204H98ZM116 205V206H115ZM176 205V204H175ZM195 205H196V203H195ZM207 205H210L209 203L207 204ZM5 207H7L6 205H4ZM10 206V205H9ZM36 206V205H35ZM42 206V205H41ZM53 205H51V207H52ZM82 206V205H81ZM102 206V205H101ZM123 206V205H122ZM179 206H177L176 205V207H179ZM187 206H186V208H187ZM193 206V205H192ZM191 206V207H192ZM230 206V207H231ZM13 207V206H12ZM56 207V206H55ZM60 207V206H59ZM59 207L57 206L56 208H58V211L62 208H60L59 209ZM92 207H93V204H92ZM183 207H184V205H183ZM191 207H189L190 209H191ZM196 207V206H195ZM203 207V206H202ZM201 207V208H202ZM205 207V206H204ZM208 207H210V206H208ZM8 208V207H7ZM17 208H18V205H17ZM23 208H25L24 206L21 208V210L23 209ZM36 208V207H35ZM41 208V207H40ZM46 208V207H45ZM81 208V207H80ZM79 207H78V209L77 210H79L80 209ZM95 208H97V207H95ZM182 207H180V209H181ZM198 208H200V207H198ZM200 208V209H201ZM211 208V207H210ZM212 208H213V206H212ZM218 208V207H217ZM9 209H13V208H10L9 207ZM37 209V208H36ZM39 209V208H38ZM37 209V210H38ZM44 209V208H43ZM42 209V210H43ZM83 209V208H82ZM81 209V210H82ZM91 209V208H90ZM116 209H118V210H116ZM204 209H206V208H204ZM204 209H202V211L204 212ZM227 209V208H226ZM237 209V210H236ZM8 210V209H7ZM14 210H16V207H15V209ZM31 210V209H30ZM41 210V209H40ZM40 210H38V212L40 211ZM50 210V209H49ZM54 210H57V209H55L54 208ZM92 210H93V208H92ZM96 210L93 212L94 214H95V212H96ZM102 210V209H101ZM183 210V209H182ZM185 210H187V212L189 211L190 212V210L187 208V209H185ZM195 210V209H194ZM193 210V211H194ZM198 209H196V211H197ZM230 210V209H229ZM228 210V211H229ZM231 210V211H232ZM236 210V211H235ZM245 210H248L246 213H244L243 211H245ZM10 212H11V210H9ZM26 211V210H25ZM45 211V210H44ZM51 211H52V209H51ZM62 211H64L63 209H62ZM76 211V210H75ZM87 211V210H86ZM89 211V210H88ZM117 211V212H116ZM170 213H169V212ZM180 212H181V210H179ZM8 212V211H7ZM7 212H5L4 211V214L5 213H7ZM23 212H24V209H23ZM22 212V213H23ZM29 213L28 214H30V211H28ZM34 212H37V211H35V209H34ZM55 212V211H54ZM80 212H82V211H80ZM90 212H92V211H90ZM104 212V211H103ZM102 212V213H103ZM119 212V213H120ZM197 212H199V211H197ZM233 212V211H232ZM232 212H230V213H232ZM46 213V212H45ZM45 213H42V214H45ZM66 213V212H65ZM92 213V214H93ZM122 213H124V215H125V212H123L122 211ZM32 214V213H31ZM35 214V213H34ZM40 214H41V212H40ZM56 214V213H55ZM55 214H54V216H55ZM85 215V213H82L81 215ZM93 214V215H94ZM118 214V213H117ZM116 214V215H117ZM186 214V213H185ZM190 214V213H189ZM233 214V213H232ZM23 215H27V213H25L24 212V214ZM49 214H47V216H48ZM67 215V214H66ZM69 215V214H68ZM76 215H78V213L76 214ZM87 215V214H86ZM95 215H97V213L95 214ZM94 215V216H95ZM114 215V214H113ZM112 215V216H113ZM178 215L180 216V214L178 213ZM187 215V214H186ZM192 216H193V214H191ZM200 215H201V213H200ZM30 216V215H29ZM41 217H43L42 215H40ZM53 216V215H52ZM91 216V215H90ZM119 216V215H118ZM175 216V215H174ZM173 216V217H174ZM185 216V215H184ZM190 216V215H189ZM191 216V217H192ZM197 216V215H196ZM196 216H195V218H196ZM230 216V215H229ZM234 216H235V214H234ZM24 217H26V216H24ZM35 217V216H34ZM81 217H83V216H81ZM117 217V216H116ZM176 217H178V216H175V220H176ZM233 217V216H232ZM8 218V217H7ZM21 218H22V216H21ZM27 218H28V216H27ZM45 218V217H44ZM47 219L49 218V219H51V217L49 216V217H46ZM55 218H58L57 216L55 217ZM76 218V219H75ZM78 218V219H77ZM91 218H92V216H91ZM90 218V219H91ZM113 218H115V217H113ZM123 218V219H122ZM172 218V217H171ZM180 218V217H179ZM186 218V217H185ZM24 219V221L26 220L25 218H23ZM68 219V220H67ZM80 219V220H79ZM110 219H112V218H110ZM135 219V220H134ZM143 219V220H142ZM154 219V218H153ZM237 219H234V217L232 218V220H237ZM30 220V219H29ZM32 220H33V218H32ZM46 220V219H45ZM52 220H54V219H52ZM173 220V219H172ZM175 220H173V221H175ZM180 220L182 221V213H181V218H180ZM183 220H185V219H183ZM186 220H188V218H186ZM190 220V219H189ZM231 220V221H232ZM6 221V220H5ZM7 221H8V219H7ZM6 221V222H7ZM24 221H23V224H24ZM31 221V220H30ZM30 221H28V224H29V222ZM41 221V220H40ZM49 221V220H48ZM84 221H85V219H84ZM89 221H91V220H89ZM124 221H123V223H124ZM152 221H154V220H152ZM163 221V222H164ZM168 221V220H167ZM5 222V223H6ZM9 222V221H8ZM36 222H37V220H36ZM35 222V223H36ZM44 222V221H43ZM58 222V223H57ZM60 222V223H59ZM87 222H88V220H87ZM133 222V223H134ZM138 222V221H137ZM162 222V221H161ZM183 222V221H182ZM182 222H180V223H182ZM186 222V221H185ZM38 223V222H37ZM102 223L104 224V225H102ZM122 223V224H123ZM133 223H130V225L132 224L133 225ZM140 223L138 224V225H140ZM146 223V222H145ZM194 223V222H193ZM196 223H198V222H196ZM195 223V224H196ZM223 223V222H222ZM229 223H230V221H229ZM11 224V223H10ZM20 224V223H19ZM26 224H27V222H26ZM31 224V223H30ZM117 224L120 226V224H119V221L117 222ZM190 223H188V225H189ZM8 224L6 223L5 224V227H7L8 228V226H10V225H8ZM45 225H46V223H45ZM107 225L108 226H110V227H107ZM117 225V227H119ZM125 225V227H128V226H126V224H124ZM130 225H129V227H130ZM145 225V224H144ZM144 225H142L143 227H144ZM164 225H167L165 222L163 223V225H162V227H164ZM169 225V224H168ZM175 226H176V224H174ZM185 225H186V223H185ZM191 225H192V222H191ZM200 225V224H199ZM216 225V224H215ZM218 225V224H217ZM16 226V225H15ZM22 226H24V225H22ZM33 226H34V224H33ZM38 226H40V224L39 225H37L36 226V228L38 227ZM42 226H44V224H42ZM134 226V225H133ZM132 226V227H133ZM137 226V225H136ZM136 226H135V228H136ZM142 226L140 227V228H142ZM146 226V225H145ZM150 226H151V228H150ZM170 226V225H169ZM172 226H173V224H172ZM178 226H179V224H178ZM178 226H176L177 228H179ZM180 226H184L183 224L182 225H180ZM12 227V226H11ZM28 227V226H27ZM26 227V228H27ZM30 228L29 229H31L32 227L31 226H29ZM45 227V226H44ZM50 227V226H49ZM48 227V228H49ZM75 227H76V229L77 230H75ZM123 226H120L119 228H122ZM182 227H180V228H182ZM189 227H190V225H189ZM201 227V226H200ZM211 227H213V226H211ZM219 227V226H218ZM218 227H217V229H218ZM221 227H223V226H221ZM227 227V226H226ZM7 228H5V229H7ZM13 228V227H12ZM18 228H19V230L21 229V228H25V227H21V225H20V227L18 226ZM17 228V229H18ZM35 228V229H36ZM40 229H42L41 227H39ZM47 228V227H46ZM47 228V229H48ZM104 228H106V230H104ZM108 228V229H107ZM139 228V227H138ZM140 228L139 229H137L138 231H140ZM148 228V227H147ZM153 228V229H154ZM167 228H168V226H167ZM167 228H165V229H167ZM171 228V227H170ZM188 228V227H187ZM194 228V227H193ZM192 228V229H193ZM204 228H206L207 230H208V227H204ZM228 228V227H227ZM28 229V228H27ZM28 229V231H30ZM40 229H38L37 228V230H39V232H40ZM82 229H84V231H82L81 232V230ZM115 229V228H114ZM127 229V228H126ZM130 229H131V227H130ZM129 229V230H130ZM224 229V228H223ZM226 229V228H225ZM12 230H14V229H12ZM11 230V232L13 233L14 231H12ZM22 230V229H21ZM32 231H34L33 229H31ZM51 230V229H50ZM117 230H119V229H115V231L116 232H118L119 233V231H117ZM123 230H125V229H123ZM142 230V229H141ZM160 230H161V228H160ZM171 230V229H170ZM177 230V229H176ZM190 230H191V228H190ZM198 230V229H197ZM213 231H214V228L212 229ZM222 230V229H221ZM9 231V230H8ZM7 231V232H8ZM27 231V230H26ZM27 231V232H28ZM44 231H46L45 229H44ZM44 231H42L43 233H44ZM49 231V230H48ZM79 231V232H78ZM101 231H100V233H101ZM115 231H114V233H111V232H109V234H116L115 233ZM126 231H128V229L126 230ZM162 230H161V232H163ZM179 231V233H181V232H183V231H181L180 232V229L178 230ZM184 231H185V226H184ZM193 231V230H192ZM192 231H190L191 233H192ZM201 231V230H200ZM199 231V232H200ZM218 231V230H217ZM219 231H220V229H219ZM11 232H10V234H11ZM18 232V231H17ZM20 232V231H19ZM18 232V233H19ZM21 232H23V231H21ZM38 232V233H39ZM187 232V231H186ZM190 232H189V234H190ZM16 232H14V234H13V236H11L10 234H9V236H7V235H5V237L7 236L8 238L10 237V239H11V237H12V241H19V240H21L22 238V235H24L25 236V234L24 233H17V234H15ZM36 233V232H35ZM42 233V234H43ZM46 234H47V232H45ZM80 233H81V235H80ZM117 233V234H118ZM121 233V232H120ZM122 233H124V232H122ZM130 233H129V237L130 236H133V235H130ZM138 233V232H137ZM142 233V234H141ZM28 234V233H27ZM32 234V233H31ZM41 234V235H42ZM107 234H108V231H107ZM106 233L104 234V235H107ZM127 235H128V233H126ZM189 234H188V236H189ZM221 235V233L219 232H217L216 233V231L215 232H212V231H203V228H202V232H200L199 233V235H197L196 234V232L194 231V235H197V237H199L200 236V238H198V239H201V237H203V236H205V238H211V237H213V236H216L217 238H218V236L219 235ZM225 234V235H224ZM29 235H30V233H29ZM34 235V234H33ZM40 235V234H39ZM38 235V236H39ZM49 234H47V236H48ZM104 235H100L101 236V238H102V236L104 237ZM114 235H112V236H110L111 238L114 236ZM120 235V234H119ZM124 235H125V233H124ZM162 236V238H161V240L159 239V236ZM180 235H181V237H182V239H180ZM193 235V236H194ZM23 236V237H24ZM28 236V235H27ZM32 236V235H31ZM37 236V237H38ZM57 236H59V237H57ZM30 237V236H29ZM65 237V238H64ZM71 237V238H70ZM98 237H99V235H98ZM116 237H117V235H116ZM115 237V239H117ZM120 237H122L121 235H120ZM156 237H158V239L159 240H157V238ZM163 237H165V239L163 238ZM194 237H196V236H194ZM216 237H214L215 238V242H217L216 241ZM228 237L229 238H231L230 240L228 239ZM7 238V239H8ZM21 238V239H20ZM26 238V237H25ZM31 238H33V241H34V238L37 240V242H38V239L36 238V234H35V236L34 237H31ZM30 238V239H31ZM41 238H42V236H41ZM48 238V237H47ZM100 238V239H101ZM114 238V237H113ZM118 238H119V236H118ZM125 238H127V237H125ZM178 238V239H177ZM193 238V237H192ZM219 238H220V236H219ZM43 239H44V237H43ZM42 239V240H43ZM99 239V238H98ZM107 239V238H106ZM129 238H127V240H128ZM131 239H132V237H131ZM130 239V240H131ZM162 239H164V240H162ZM180 239V240H179ZM197 239V238H196ZM226 239V240H225ZM4 240V239H3ZM6 240V239H5ZM10 240V242H12ZM23 240V239H22ZM25 240H27V238L25 239ZM25 240H23V241H25ZM39 240H41V239H39ZM73 240V241H72ZM80 242H79V241ZM104 240V239H103ZM112 240V239H111ZM122 240H123V237H122ZM127 240H126V242H127ZM178 240V241H177ZM202 240V239H201ZM204 240V239H203ZM212 240V239H211ZM7 241V240H6ZM31 241V240H30ZM32 241V242H33ZM47 241V240H46ZM68 241V240H67ZM70 241V240H69ZM68 241V242H69ZM79 243H78V242ZM105 241V240H104ZM103 241V242H104ZM116 241V240H115ZM115 241H114V244H115ZM119 241V240H118ZM132 241V240H131ZM130 241V242H131ZM138 241V243H135V242H137ZM195 241H197V240H193V242L194 243H196ZM13 242V243H14ZM29 242V241H28ZM67 242V243H68ZM125 242V244H127ZM198 242V241H197ZM205 242V241H204ZM211 242V241H210ZM232 242H233V244H234V246H235V248L232 246L233 244H232ZM7 243H8V241H7ZM19 243V242H18ZM24 243V242H23ZM27 243V242H26ZM31 243V242H30ZM33 243H36L35 241L33 242ZM33 243H31L30 245L31 246H29L28 247V252L29 251H32V249L30 248V247H32L33 246ZM40 243H41V241H40ZM39 242L37 243V245L38 244H40ZM49 243V242H48ZM47 243V244H48ZM87 243H89V247H88V249H86V246H85V244L87 245ZM113 243V242H112ZM118 243V242H117ZM121 243H124V242H121ZM25 244V243H24ZM24 244H22V245H24ZM45 244V243H44ZM43 244V245H44ZM62 244V243H61ZM69 244V243H68ZM105 244H108V245H105ZM131 244H132V242H131ZM138 244V245H137ZM201 244V243H200ZM206 244V243H205ZM211 244V243H210ZM232 244V245H231ZM11 245H14V244H12L11 243ZM26 245V244H25ZM37 245H34L33 247H35V246H37ZM41 245H42V243H41ZM40 245V246H41ZM57 245V244H56ZM56 245H53V247L55 248V249H59V243H58V245H57V248H56ZM71 245V244H70ZM99 245H101V248H102V252L104 253V254H102V256L100 255H98L97 256V253L99 252V251H101V248H100V250L98 251L97 250V248H98V246ZM103 245V246H102ZM119 245V244H118ZM123 246H125L124 244H122ZM121 245V246H122ZM130 245V244H129ZM162 245V246H161ZM183 245H187L186 247L185 246H183ZM202 245V244H201ZM201 245H199V246H201ZM208 245V244H207ZM8 247H11L10 245H7ZM15 246H17V245H15ZM19 246V245H18ZM17 246V247H18ZM21 246V245H20ZM39 246V245H38ZM37 246V248L39 249V247ZM46 246V245H45ZM48 246V245H47ZM46 246V249L48 248ZM61 246V245H60ZM68 246V245H67ZM72 246V245H71ZM74 246V245H73ZM72 246V247H73ZM92 246V247H91ZM106 246V247H105ZM108 246V247H107ZM110 246V247H109ZM116 246V245H115ZM121 246H120V248H121ZM5 247H6V245H5ZM16 247V248H17ZM26 247H27V245H26ZM41 247H43L42 249H44V246H41ZM53 247H52V249H53ZM69 247V246H68ZM100 247V246H99ZM127 247V246H126ZM133 247V246H132ZM183 247H185V248H183ZM233 247V248H232ZM12 248V247H11ZM24 248V247H23ZM23 248H21L22 250H23ZM63 248V247H62ZM85 248V249H84ZM90 248V249H89ZM91 248H94V249H91ZM114 248V247H113ZM116 248L117 249H115V251L116 250H118V246H116ZM20 249V248H19ZM29 249H31V250H29ZM34 249V248H33ZM45 249V250H46ZM51 249V247L49 246V250L47 249L46 251L48 252V251H51L52 250ZM68 249H70V247L68 248ZM99 249V248H98ZM111 249V248H110ZM109 249V251H111ZM141 249V250H140ZM147 249V250H146ZM182 249H184V251H183V254H184V256H181V250ZM12 250V249H11ZM14 250H16V249H14ZM18 250V249H17ZM21 250V251H22ZM35 250H37L36 249V247H35ZM40 250V249H39ZM73 250V249H72ZM95 250H97L98 252H96ZM5 251L7 252L5 255L2 253L1 254V256L2 255H4V256H2L3 258H5L6 260L7 259H13V261H14V258H16V254L14 253L13 255H14V257L12 256V254L10 253V252H12V251H10L9 249H4V251L2 250V252H4L5 253ZM10 251V252H9ZM27 251V250H26ZM55 251V250H54ZM58 251V252H59ZM114 251V252H115ZM169 251V252H168ZM18 252V251H17ZM34 250L31 252L33 255H34ZM39 252V251H38ZM42 252V251H41ZM46 252V253H47ZM57 252V251H56ZM57 252V253H58ZM72 252V251H71ZM70 252V253H71ZM112 252V251H111ZM114 252H112V254L111 255H114ZM145 252H147V253H145ZM152 252V251H151ZM156 252L159 254H156ZM163 252H164V254H163ZM22 253V252H21ZM27 253V252H26ZM30 253V254H31ZM45 253V254H46ZM48 253H50V252H48ZM73 253V252H72ZM75 253V252H74ZM77 253V252H76ZM200 253H202L201 252V249H200ZM8 254H10V256L8 255ZM18 254H20V253H18ZM24 254V253H23ZM65 254V255H64ZM100 254V253H99ZM155 254H156V256H155ZM205 254H206V256H205ZM6 255H8L9 256V258L7 257H5ZM22 255V254H21ZM29 255V254H28ZM27 254H26V256H28ZM32 255V256H33ZM39 255L37 256V257H39ZM115 255H116V252H115ZM172 255V256H173ZM186 255V256H185ZM0 256V257H1ZM26 256L24 255H22L21 257L23 258H21L22 260H21V262L22 261H24V259L26 258ZM35 256V255H34ZM145 256H144V258H145ZM198 256V257H197ZM1 257V259H0V261H1V264H6V263H10V259L9 260H7L6 261V263L3 261V258ZM25 257V258H24ZM30 257V256H29ZM36 257V256H35ZM36 257V258H37ZM160 257V260L158 259ZM149 258V257H148ZM147 258V259H148ZM4 259V260H5ZM17 259V258H16ZM31 259V258H30ZM30 259H28V260H30ZM39 260H40V258H38ZM114 259L116 260L115 262L116 263H111V261H114ZM139 259V258H138ZM194 259V258H193ZM192 259V261H194ZM202 259V258H201ZM33 260V259H32ZM37 260V259H36ZM44 260V261H45ZM109 260V261H108ZM136 260H137V258H136ZM159 260V261H158ZM12 261V262H13ZM16 261V260H15ZM31 261V260H30ZM61 261H62V263H61ZM143 261H145V260H143ZM147 261V260H146ZM158 261V262H157ZM199 261V260H198ZM203 261V262H202ZM2 262H4V263H2ZM11 262V263H12ZM18 262V261H17ZM16 262V263H17ZM21 262L19 263V264H21ZM25 262V261H24ZM24 262H22V264H25ZM36 261H34V262H32V264L33 263H35ZM43 262V261H42ZM150 261H148V262H145V264L147 263V264H151V263H149ZM153 262H155V261H153ZM152 262V263H153ZM169 262V263H168ZM252 262H254V263H252ZM8 263V264H9ZM10 263V264H11ZM15 263V262H14ZM29 263H31V262H29ZM40 263V262H39ZM159 263V264H160ZM18 264V263H17ZM42 264V263H41ZM143 264H144V262H143ZM155 264V263H154Z\"/></svg>",
  "mask_w": 264,
  "mask_h": 264
}]
</instances>
